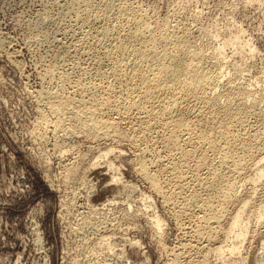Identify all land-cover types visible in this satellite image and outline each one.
I'll use <instances>...</instances> for the list:
<instances>
[{
	"label": "rangeland",
	"instance_id": "rangeland-1",
	"mask_svg": "<svg viewBox=\"0 0 264 264\" xmlns=\"http://www.w3.org/2000/svg\"><path fill=\"white\" fill-rule=\"evenodd\" d=\"M55 3H54V2ZM65 1H66V4H65ZM69 1V2H68ZM96 1H98V0H96ZM127 1V2H126ZM130 0H122L121 1V3H122V5H123V3L125 4V6H126V4H127V7H125V10L127 11H131V12H137V13H135V15H136V17L137 18H140L141 17V19L140 20H143L144 22H145V24L147 25V23L148 24H150L151 25V27L153 28H151L150 26V28L148 27V31H149V34L151 33L150 31H152V30H154L153 32L154 33H151L150 35V37H151V39H152V44L154 45V46H158V50H160L161 48H163V43H165V38L167 37V32L168 31H170L172 28L173 29H175L174 31H176V32H179V34L180 33H182L183 32V29H184V27H185V25H187L186 26V28H187V30L188 29H192L193 27H195V28H193L191 31L190 30H188V31H190V33L192 32V34H190V35H194V37H192V38H188L189 39V41L190 42H193V44L192 45H195V44H197V45H195V46H198L199 48H201L200 50L201 51H203L202 52V54L204 55V57L208 60V65L211 67V66H213L214 67V69L216 70H218L219 71V69L220 70H222V69H224V72L227 74L228 72L227 71H231L230 72V74L228 73V75H229V78H227L228 77V75H227V77L225 76V77H223L222 78V81L223 82H221L219 85H217L215 88H217V90L215 89V91H209L210 92V94L208 93V97H211L212 96V94H213V97L215 96L216 97V93H218L219 95H217V96H219V98L218 97H216L217 99H220V103H221V105L220 106H226L227 105V103L228 102H226V101H230L229 99H231V98H233V101H232V99H231V101L230 102H232V104L234 103L235 104V99H234V96H232V97H229V95H228V93H226V92H223L224 90L226 91L227 89L224 87L226 84L225 83H227V81L229 80H231V84H233V82H235V81H233V80H236L237 82H235L233 85H241L242 83H241V81L244 79V76H245V83L243 82V84L245 85H247V84H252L254 87H255V91H254V93H253V96H252V98H251V96L248 98L249 100H247V102H248V108L246 109V111H245V114H243V117H242V121H239V122H236V124L235 123H233L232 125H234L235 127H237L238 126V128H236L235 129V127L234 126H232V125H229V127H228V131H229V129L231 130V131H233V132H231L234 136H236V134H238V136H236V137H234L235 138V142L237 141V146H238V150L240 151H236L237 153H238V155H237V153H236V159H241V160H243V162H245V164H246V166H249L251 169H253V170H255L256 169V167H257V165H255V164H258L259 163V157L261 158L262 156H264V145H262L263 143H264V141L263 142H261L262 140H264V139H262L261 137H263L264 138V135L262 136L261 134H264V127H261V125H264V117L262 118V116H264V112H262V111H264V99H262V97L264 98V85L262 84V83H264V79H261L259 82L258 81H256L257 80V76H262V74H264L263 73V70H264V1L263 0H145L146 1V3H145V1H144V3L141 1V0H132V2L130 1ZM135 1V2H134ZM140 1V2H139ZM258 1V2H257ZM263 1V2H262ZM52 2V5L53 6H50L51 3ZM61 2V3H60ZM70 2H74L73 0H57V2L55 1V0H50V3L48 2V0H0V36H4V38L6 37L7 38V44H4V45H2V47L4 46V48H2V47H0V49H1V53H0V264H196V262H197V264H198V262H199V264L201 263V264H224V263H222V262H220V261H222V258L218 255V253L216 252V251H214L215 250V246L216 245H218L219 244V242L221 241V239L220 238H222L223 236L221 235H217V236H215V235H213L212 236V241H214V242H210V244H209V241H207L208 240V237H206V236H208L207 234H205V233H201V234H197V231L194 233V231L197 229V225H198V221L196 220V218H194L195 216L190 212V211H186V213L188 214L186 217H185V215H186V213L185 212H180V213H178V211L177 210H179V208H181L183 205L182 204H184V199L182 198V197H180V195H183V196H186L188 193L190 194V193H192L193 192V190L194 191H196V192H198V191H200L202 188V190L200 191L201 192V194L203 193V194H207V193H205L206 192V190H204L205 188L204 187H202L203 186V183H206V181H209V180H211V175H210V173L212 172L211 171V169L212 168H215L216 169V167H218V165L220 164V161H219V159H217V158H219V154L217 153V152H215V151H211V150H209V149H206V147H204L200 142H198V140H197V137H195V136H192V135H196V132H192V134H191V138L190 139H188L186 142V145H185V141L182 143V141L187 137V136H185V135H188V133H184V134H182L183 132H184V130H180L179 132H176V133H178L177 135H179L181 132V136H180V138H182V139H180L177 135H176V140H177V138H178V144L180 145L181 143H182V145L181 146H183V145H185V146H183V147H180V148H182L181 150H180V148H178L179 147V145L177 144V143H175V146H177V147H174V144H172V143H170L169 142V144H168V142H167V139H166V137H167V135H168V132L167 131H165V129H160V131H159V128H158V130H156L155 128H149V129H147V126H146V124H144L141 120H143V119H139V117L140 116H138L137 114H135V113H132L133 114V116H132V114L130 115V116H132V118L129 116V118H126L125 119V121L124 120H122L124 123H122V125H120V129L123 127L124 128V126H125V128H124V130H123V128L121 129V131H120V129H119V124H121V119H119L118 117H117V115H115L112 111H111V107L112 106H107V108L105 107L106 105H101L102 106V108L103 107H105V108H103L102 110L104 111V112H102V115L104 116V117H111L112 116V118L114 119V116H116V118H115V121L117 122V120L116 119H118L119 121V123H118V130H119V133L120 134H122L121 132L123 131V133H127L128 132V134H122L123 135V139H121V140H114L113 141V138H109V139H111V140H109L108 138H105V137H96V138H94L93 136L92 137H90L87 133H86V135L87 136H84L83 134H85V132L83 133L82 132V125H81V123L77 120V118H74L75 117V115H74V111L73 110H70V113L67 111L66 113L68 114H70V115H68L66 118H64L63 116L65 115H67L66 113H64V114H62V113H57V112H55L54 110H53V108L51 109V101L50 100H52V99H50L49 97H50V94H49V92H51V90H52V88H53V90H54V88H60V86H61V89H60V93L62 92V95L64 94V96H71L70 98H74V97H76V99H74V100H78L77 98H79L80 97V99H85V100H89V99H92L93 100V98H96L97 96H101V92H100V89H101V87H105L106 86V83L105 82H108V79H105L106 77H105V75H104V70H106L107 71V69L106 68H104V69H99V66H98V64L97 63H94L95 61V58H94V56H96V55H99L97 52V50H96V48H94V49H91V50H89V51H91V53L93 54V56L91 55V53H89L88 54V50L87 49H85L84 47H82V45L81 44H79L78 46H77V48H76V46H74L73 44H75L74 43V41H76V38H77V34H79V31L81 30L80 29V27H81V25H80V22L78 23L79 24V28H78V26H76V25H78V24H75V21L76 20H74V11H70V10H75L76 8H77V6L76 7H74V6H72V5H74V3L72 4V3H70ZM119 2V1H118ZM129 2V3H128ZM148 2V3H147ZM256 2V3H255ZM261 2V3H260ZM40 3V4H39ZM48 4V6L46 5V4ZM64 3V4H63ZM67 3H68V5H67ZM133 3V5H132V7L131 6H128V5H131ZM137 3H138V7H137ZM141 3V4H140ZM149 3H151V5L149 4ZM45 5V7L43 8V7H41L42 5ZM56 4V5H55ZM61 6H60V5ZM63 4V5H62ZM136 4V5H135ZM142 6L141 8H139V6L140 5ZM146 4H148V6L146 5ZM154 6H153V5ZM70 5V6H69ZM144 5V6H143ZM55 6V7H54ZM57 6V7H56ZM63 6V8H62V10H64V11H62L61 10V7ZM69 6V7H68ZM149 8V9H147V7ZM152 6V7H151ZM41 7V8H40ZM52 7H54L55 9H53ZM59 7V8H58ZM65 7H66V9H65ZM67 7L69 8V10L67 11ZM73 7V9H71ZM124 7V6H123ZM129 7V8H128ZM134 7V8H133ZM138 9H137V8ZM46 8H48L47 9V12H48V14L47 15H45L47 12H46ZM132 8V9H131ZM143 8V9H142ZM144 8H146L145 10H144ZM153 8H156V11H158L159 13H158V15L156 16L155 15V10L153 9ZM42 9V10H41ZM52 9V10H51ZM60 9V11H58ZM134 9H136V11H134ZM153 9V10H152ZM39 10V11H38ZM50 10V11H49ZM125 10H123L122 12H123V14H124V12L126 13V11ZM138 10V11H137ZM143 10V11H142ZM42 11H44V12H42ZM67 11V12H66ZM71 13H70V12ZM140 11H142L141 13H140ZM148 11V12H147ZM152 11L154 12V15H153V13H152ZM42 12V13H41ZM64 13V15H63V13ZM122 12L120 13V14H118L117 15V17H115V16H113L114 14H112L111 15V20H109V22H110V24H112V25H120L121 23L123 24V23H125L126 21L124 20V15H122ZM140 14H139V13ZM144 12L146 13L147 12V14H145L144 15ZM40 13H41V15H40ZM53 13V15H51ZM57 13V14H56ZM60 13V14H59ZM62 13V14H61ZM65 13H67V14H72L71 16L69 15H65ZM152 13V14H151ZM197 13V14H196ZM43 14V15H42ZM55 14V15H54ZM138 14V15H137ZM148 14H151L150 16L148 15ZM156 14H157V12H156ZM160 14V15H159ZM164 16H163V15ZM180 14H182L181 16H179ZM195 14V15H194ZM32 15V16H31ZM37 15V16H36ZM48 15H50V16H48ZM61 16V18L60 17H58V16ZM62 15H63V17H62ZM120 15L122 16V17H120ZM147 15V16H146ZM162 15V16H161ZM183 15H185V16H183ZM194 17H193V16ZM30 16V17H29ZM34 16V17H33ZM45 16V17H44ZM66 16H68V17H66ZM74 16V17H73ZM119 16V17H118ZM145 16H146V18H145ZM152 16H154L153 18H152ZM166 16H168V17H166ZM175 16H178V17H175ZM192 17V18H189V17ZM197 16V17H196ZM38 19H37V18ZM116 19H115V18ZM150 19H149V18ZM156 17V18H155ZM157 17H158V20H157ZM163 17H166V18H169V19H164ZM182 17H183V19H182ZM188 17V18H187ZM33 18V19H32ZM51 18V20H49V19ZM57 18V19H56ZM63 18V19H62ZM68 18V19H67ZM71 18V19H70ZM113 18H114V20H113ZM119 18V19H118ZM121 18H123V19H121ZM152 18V19H151ZM155 18V19H154ZM160 18H162L161 20H160ZM174 18V19H173ZM178 18H180V19H182V20H180V21H182L183 22V24H181V22L178 20ZM195 18H197L196 20H195ZM26 21H25V20ZM27 19H28V22H27ZM30 19V20H29ZM46 19H48V20H46ZM55 19H56V21H55ZM62 19V20H61ZM67 19V20H66ZM74 21H73V20ZM121 19V20H120ZM149 21H148V20ZM171 19V20H170ZM172 19H173V21H172ZM187 19V20H186ZM193 19V20H192ZM31 20H34V21H32L31 22ZM39 20H40V22H41V20L42 21H44V22H39ZM64 20H65V22H64ZM117 20H120V21H117ZM124 22H123V21ZM156 20H157V22H156ZM160 20V21H159ZM162 20H164V22H167L168 23V21L170 20V22H171V24H165V23H163V24H165V25H167V27L166 26H164V25H162ZM166 20V21H165ZM184 20V21H183ZM189 20V21H188ZM198 20V21H197ZM25 21V22H24ZM49 22V23H45V22ZM51 21H52V23H51ZM113 21H114V23H113ZM148 21V22H147ZM155 21V25L156 26H162V28H163V26H164V28L166 29V28H168V31H165L164 30V28L162 29L161 27L159 28V27H156L155 25H153V22ZM186 21V22H185ZM193 21H194V23H193ZM34 22V23H33ZM35 22H36V24H35ZM61 22V23H60ZM66 22H67V25H66ZM117 22V23H116ZM152 22V23H151ZM179 22V23H178ZM185 22V23H184ZM188 22L190 23V24H188ZM27 23L29 24V23H31V24H29L28 25V27L30 26V28H28L27 27ZM39 23V24H38ZM54 23H55V25H54ZM73 23V24H72ZM160 23H161V25H160ZM195 24V25H193V24ZM41 24V25H40ZM45 24V25H44ZM51 25V27H49V25ZM59 24V25H58ZM71 24H72V26H71ZM154 27H153V26ZM169 25V26H168ZM172 25H173V27H172ZM175 25V26H174ZM178 25V26H177ZM180 25V26H179ZM193 25V26H192ZM198 25H200V27H201V30H199L200 29V27H198ZM36 26H38L37 28H36ZM52 26H55V27H53V29L55 28V29H57V30H55L54 29V31H53V29H52ZM59 26V27H58ZM61 26V27H60ZM63 26H66V27H63ZM69 26H71L72 27V29L73 30H75V31H72V30H70L71 29V27H69ZM75 26V27H74ZM177 26V27H176ZM182 26H183V29H182ZM192 26V27H191ZM240 26H241V28H240ZM58 27V28H57ZM68 27V32L66 31V28ZM76 27L78 28V29H76ZM155 27H156V31H155ZM171 29H170V28ZM175 27V28H174ZM197 27H198V29H197ZM243 27V28H242ZM42 28V29H41ZM159 28V29H158ZM177 28H181L180 30L179 29H177ZM185 28V29H186ZM240 30H239V29ZM29 29V30H28ZM30 29H31V32H30ZM33 29V30H32ZM59 29V30H58ZM63 29V30H62ZM64 29H65V31H64ZM80 29V30H79ZM157 29L159 30V31H157ZM172 29V30H173ZM243 29H245V30H243ZM37 30H39V31H37ZM42 30V31H41ZM46 32H45V31ZM48 30H49V33H48V36H45V35H47V32H48ZM51 30V31H50ZM76 30L78 31V32H76ZM164 30V31H163ZM167 30V29H166ZM197 32H196V31ZM202 30H205V31H202ZM237 30H238V32H240L241 30H242V32H240V36L242 37H240V39H239V41L236 43L235 41V43H232L233 42V38H234V35L236 34H239L238 32H237ZM59 31V33L61 32V34H59V33H57L56 34V32H58ZM160 31H162L161 33H158V32H160ZM246 31V33L244 34V32ZM36 32V33H35ZM37 32H38V35H37ZM40 32V33H39ZM43 32V33H42ZM66 32V34H64ZM69 32H70V34H69ZM77 34H76V33ZM171 32V31H170ZM169 32V33H170ZM194 32V33H193ZM201 32V33H200ZM206 34H208L209 36H207V34L206 35H204V33ZM209 32V33H208ZM234 32V33H233ZM41 33L42 34H44V35H41ZM74 33V34H73ZM165 33V34H164ZM197 33V34H196ZM201 34V36H199L200 34ZM212 34V36H210L211 34ZM7 34V35H6ZM40 34V35H39ZM49 34H54L53 36L54 37H52L51 35L49 36ZM72 34L74 35V36H72ZM152 34H154V36L152 35ZM157 34V35H156ZM161 34H162V36L164 37V35H165V38H163V37H161ZM167 34V35H166ZM203 34V35H202ZM233 34V35H232ZM242 34V35H241ZM244 34V35H243ZM248 35V36H245V35ZM55 35H57L56 36V38H55ZM77 35V36H76ZM159 35V36H158ZM214 35V36H213ZM228 35V36H227ZM233 37H232V36ZM9 36H11V37H9ZM31 36V37H30ZM33 36H36V38L34 39V37ZM69 36V37H68ZM158 36V37H157ZM196 36V37H195ZM197 36H199V37H197ZM204 38H203V37ZM205 36H206V38H205ZM244 36V37H243ZM30 37V38H29ZM39 39H38V38ZM45 37V38H44ZM46 37H47V40H46ZM50 39H49V38ZM60 38L61 39V37H62V39H66V41H64V40H56L57 38ZM64 37V38H63ZM72 37H73V39L74 40H72ZM75 37V38H74ZM157 38V41H156V38ZM159 37H161V40H159L158 41V38ZM189 37H191V36H189ZM201 37L203 38V39H201ZM214 37V38H213ZM230 37V38H229ZM231 37H232V41L230 40L231 39ZM5 38V39H6ZM44 38V39H43ZM68 38V39H67ZM193 38H194V40H193ZM198 38H199V40H198ZM215 38H217V39H215ZM226 38V39H225ZM228 38V39H227ZM246 38V39H245ZM247 38H250V39H248L247 40ZM8 39H9V41H8ZM30 39V40H29ZM33 39V40H32ZM42 39V40H41ZM54 39V40H53ZM160 39V38H159ZM191 39H192V41H191ZM197 39V40H196ZM202 41H201V40ZM206 40L207 42H209L208 40H210V43H212V45H213V42L215 43L213 46L209 43V46L211 47V49L213 50L214 48L215 49H217L218 48V53H217V51H215V50H213L212 52H210L211 51V49L210 50H208V43L207 42H205V44L203 43V40ZM242 39H245V40H242ZM15 40V41H14ZM38 40V41H37ZM39 40H40V42L41 41H44V42H41V43H39ZM71 40V41H70ZM204 40V41H205ZM225 40V43L223 42ZM227 40V41H226ZM240 40H242L241 42H240ZM24 41H25V45H24ZM32 43V44H30V42ZM48 41H49V44H48ZM64 41V42H63ZM198 41H200L201 43H202V45L204 46H207V47H203L201 44H200V42L198 43ZM217 41H219V43L217 42ZM249 43H248V42ZM14 42V43H13ZM26 42H27V44H26ZM47 42V43H46ZM53 44H52V43ZM68 42H69V44H68ZM71 42V43H70ZM156 42V43H155ZM159 42V43H158ZM195 42V43H194ZM217 42V43H216ZM221 42L222 43H224L223 44V47L221 46L222 44H221ZM228 42V43H227ZM231 44H230V43ZM252 42V43H251ZM37 43V44H36ZM56 43V44H55ZM64 43V45L62 46V44ZM227 43V44H226ZM246 43V44H245ZM11 44V45H10ZM36 44V45H35ZM59 44H61V45H59ZM151 44V45H152ZM159 44H161V46L159 45ZM207 44V45H206ZM221 46V48H220V46ZM229 44V45H228ZM239 44V45H238ZM242 44L244 45V46H242ZM249 44V45H248ZM252 44V45H251ZM9 45V46H8ZM28 45H30V47L28 46ZM35 45V46H34ZM38 45V47H36ZM47 45V46H46ZM49 45L51 46V47H49ZM55 45V46H54ZM57 45V46H56ZM70 45V46H69ZM81 45V46H80ZM237 47H236V46ZM246 45H247V47H246ZM253 46V45H256V46H253V48L255 47L256 48V50H254V53H250V54H248L249 52H248V50L246 49L245 50V48H248L249 46ZM43 46V47H42ZM46 46V47H45ZM52 46H54L53 48H52ZM58 46H59V49H57L58 48ZM68 46V47H67ZM71 46H72V48H71ZM79 46H80V48H79ZM83 46H85V45H83ZM157 46H156V48H157ZM160 46V47H159ZM202 46V47H201ZM225 46H226V48H225ZM26 47V48H25ZM28 47V48H27ZM45 47V48H44ZM48 47V48H47ZM57 47V48H56ZM62 49H61V48ZM66 49H65V48ZM71 49H70V48ZM209 47V48H210ZM238 47H239V49H238ZM240 47H242L241 49V51H240ZM30 48H32V49H30ZM35 48V49H34ZM52 50H50V49ZM56 48V49H55ZM82 48V49H81ZM160 48V49H159ZM204 48V49H203ZM36 49H38V50H36ZM39 49H40V51H39ZM45 49V51H43ZM62 51H61V50ZM64 49V50H63ZM73 49V50H72ZM75 49H76V51L77 52H75ZM79 49V50H78ZM203 49V50H202ZM5 50V51H4ZM13 50V52L15 53V55H14V53L13 52H11ZM14 50H16V51H14ZM31 50V53L29 52ZM37 52H36V51ZM47 50H49V51H47ZM57 50V51H56ZM58 50H60V52L58 51ZM81 50H82V52H81ZM85 50H87V51H85ZM93 50V51H92ZM162 50V49H161ZM222 50V51H221ZM226 52V53H223V56L221 57V56H219V54L221 55V53L222 52H224V51ZM237 50H239V52L237 51ZM244 50H245V52H244ZM9 51V52H8ZM20 52V54H18L19 52ZM66 53H64V52ZM68 51V52H67ZM85 51V52H84ZM214 51H215V54H213L214 53ZM219 51H220V53H219ZM17 52V53H16ZM53 52V53H52ZM59 52V53H58ZM70 52H73V54L72 53H70ZM75 52V53H74ZM87 52V53H86ZM206 52V53H205ZM210 52V53H209ZM247 52V53H246ZM7 53V54H6ZM9 53V54H8ZM11 53V54H10ZM37 53V54H36ZM38 53H39V55H38ZM41 53V54H40ZM44 53V54H43ZM46 53V54H45ZM48 53H49V55H48ZM58 53V54H57ZM60 53H63V54H65V55H63V54H60ZM68 53V54H67ZM211 53H212V58H211ZM228 53V54H227ZM244 53V54H243ZM246 53V54H245ZM33 54V55H32ZM36 54V55H35ZM59 55V56H61L62 58L64 57L65 59L63 60L61 57H58V56H55V55ZM76 55V57H75V55ZM80 54V55H79ZM233 55V57L231 56V55ZM238 54V55H237ZM239 54H241L240 56H239ZM251 54H253V55H251ZM5 55V56H4ZM8 55V56H7ZM9 55H11L10 56V58H9ZM17 55V56H16ZM35 55V56H34ZM45 55V56H44ZM48 55V56H47ZM71 57H69V56ZM79 55V56H78ZM225 55H227L228 57V59L226 58V56ZM243 55V56H242ZM15 56V57H14ZM36 56H38V57H36ZM40 56H41V58H40ZM44 56V57H43ZM76 58H74V57ZM78 56V57H77ZM81 56V57H80ZM84 56H85V58L87 59V60H85V58H84ZM88 56V57H87ZM93 57V58H91V57ZM210 56V57H209ZM216 56H217V58H216ZM242 56V57H241ZM8 57V58H7ZM12 57V58H11ZM35 57L37 58V59H35ZM91 58V60H90V58ZM208 57H209V59H208ZM215 57V58H214ZM234 57H235V60H236V62H235V60H234ZM240 57V58H239ZM39 58H40V60H39ZM43 58H44V60H43ZM57 58V59H56ZM58 58H59V60H58ZM61 58V59H60ZM68 58V59H67ZM70 58V59H69ZM81 58V59H80ZM211 58V59H210ZM214 58V59H213ZM222 58H223V61L225 62L226 61V63H224L223 61H220V60H222ZM224 58H225V60H224ZM233 58V59H232ZM244 59L243 61H242V59ZM13 59H15V61L13 60ZM53 61H52V60ZM74 59V60H73ZM215 59H216V61H215ZM219 59V60H218ZM232 59V60H231ZM10 60H12V63H11V61ZM20 62H19V61ZM36 60V61H35ZM38 60V61H37ZM43 60V61H42ZM51 62H50V61ZM63 60V61H62ZM67 60H70L71 62L72 61H75V63L73 62V63H70V61H67ZM76 60L77 61H79V63L78 62H76ZM85 61L84 63L86 64V65H88V66H90V67H88V66H85V64L83 63V61ZM212 60H214V61H212ZM242 61L240 64H239V61ZM56 61H58V62H56ZM64 62V65L62 64V66L63 67H67L68 69H64V71H63V67L60 65L62 62ZM68 63H67V62ZM86 61H90V62H88V64L86 63ZM94 61V62H93ZM218 61V62H217ZM220 61V62H219ZM229 63H228V62ZM238 61V62H237ZM14 62H15V64H14ZM23 64H22V63ZM45 62V63H44ZM61 62V63H60ZM80 62H82V63H80ZM92 62V63H91ZM244 62H245V65L246 66H244ZM16 63L19 65V67L21 68V65H22V67L23 68H18L17 69V67H18V65L16 66ZM21 63V64H20ZM43 65H41V64ZM44 63V64H43ZM48 63H50V65L48 64ZM53 63H57V64H55V65H53ZM58 63H60V64H58ZM67 63V64H66ZM216 63V64H215ZM219 65H218V64ZM223 63L224 64H226V65H223ZM230 63H234V64H232V65H236V68H238L237 70H239V71H237V73H241L242 72V70L245 72V70H246V68H247V71H248V69H249V72H245L244 74H243V72H242V74H240V75H238L239 76V79H238V77H236V76H234V75H232L233 74V71H236L235 69L233 70L232 68V65L230 64ZM238 63V64H237ZM35 64V65H34ZM37 64H39V65H37ZM46 64H48V65H46ZM77 64L79 65V66H77ZM90 64V65H89ZM243 64V65H242ZM24 65V66H23ZM53 65V66H52ZM58 67H57V66ZM68 65H69V67H68ZM72 65H76L75 66V68H74V66H73V68H72ZM80 65H81V67H80ZM97 66V68H95L94 66ZM217 66L218 65V68L217 67H215V66ZM221 65H223L224 67L226 66V69H227V67H228V69H227V71L225 70V68L223 67V66H221ZM238 65V66H237ZM15 66V67H14ZM38 66V67H37ZM42 66V67H41ZM49 66H50V68H49ZM219 66H221V67H219ZM239 66H241L242 67V69H241V67H239ZM250 66H254V67H251L250 68ZM256 66V67H255ZM24 67H26V68H24ZM57 68V69H53V68ZM94 67V68H93ZM232 67V68H231ZM246 67V68H245ZM45 68V69H44ZM52 68V72H54L53 70H55V72L52 74V72H51V69ZM81 68V69H80ZM86 68H88V70L86 69ZM91 68V69H90ZM244 68H245V70H244ZM258 68L260 69V68H262L261 70H258ZM25 69V70H24ZM80 69V70H79ZM85 69V70H84ZM94 69V70H93ZM96 69L97 70H99L98 72H94V71H96ZM258 71H256V70ZM20 70V71H19ZM24 70V71H23ZM36 70V71H35ZM39 70V71H38ZM41 70V71H40ZM50 70V71H49ZM60 70H61V72H60ZM66 70V71H65ZM74 70H75V73H74ZM82 70V72H80L81 74H79V71H81ZM87 70V71H86ZM91 70V71H90ZM103 70V73L102 72H100V71H102ZM253 72H252V71ZM37 71H38V74H37ZM62 71H63V73H66V72H68V73H66V74H62ZM71 73H70V72ZM84 71H86V73H87V75L84 73ZM223 71V70H222ZM260 71V72H259ZM40 72H41V74H40ZM46 72V73H45ZM47 72H48V74H51V75H49L48 76V74H47ZM78 72V73H77ZM91 74H90V73ZM251 72V73H250ZM21 73V74H20ZM25 73V74H24ZM57 74V75H54V74ZM58 73H60V74H58ZM72 73H73V75H72ZM83 73V74H82ZM232 73V74H231ZM256 74V76H255V74ZM262 73V74H261ZM28 74V75H27ZM47 76H46V75ZM71 74V75H70ZM78 76H76V75ZM93 74V75H92ZM94 74H95V76H94ZM100 74H103V75H101L100 76ZM246 74H247V76L248 77H246ZM251 74L253 75V76H251ZM21 75V76H20ZM23 75V76H22ZM26 75V76H25ZM45 75V77H43ZM61 75H64V76H61ZM70 75V76H69ZM75 75V76H74ZM84 75V76H83ZM91 75V76H90ZM98 75V76H97ZM242 75H243V77H242ZM40 76H41V78H40ZM53 76H57V77H53ZM60 76H61V78H60ZM66 76V77H65ZM67 76H69L68 78H67ZM71 76H72V78H71ZM80 76H82V78L80 77ZM86 76V77H85ZM90 76V77H89ZM93 76V77H92ZM234 76V78L232 79V77ZM240 76H241V78H240ZM52 77H53V79H52ZM59 77V78H58ZM64 77V78H63ZM76 77V78H75ZM99 77V78H98ZM103 77V79H101ZM231 77V78H230ZM252 77V78H251ZM256 79H254V78ZM45 78V79H44ZM51 78V79H50ZM54 78H57V79H59V82L57 81L56 82V80L57 79H54ZM77 78H79L80 80L81 79H83L81 82H80V80L79 79H77ZM96 78H98V79H96ZM225 78V79H224ZM227 78V79H226ZM236 78V79H235ZM250 78H251V80L252 79H254V80H252V82L250 81ZM263 78H264V75H263ZM50 79V81H47V80H49ZM63 79V80H62ZM70 79H72V80H70ZM85 79V80H84ZM91 79H92V82H91ZM96 79V80H95ZM246 79H247V81H246ZM249 79V80H248ZM40 80V81H39ZM46 80V81H45ZM65 80V81H64ZM93 80H95V82L93 81ZM102 82H101V81ZM106 80V81H105ZM240 81V83H239V81ZM44 81V82H43ZM53 81V82H52ZM60 81H63L62 83H60ZM70 82V81H72L71 83H68V82ZM77 81H78V83H77ZM97 81V82H96ZM98 81H100V82H98ZM244 81V80H243ZM255 81V82H254ZM42 82V83H41ZM50 82V83H49ZM66 82V83H65ZM74 82V83H73ZM86 84H85V83ZM96 83L95 85H94V83ZM254 82V83H253ZM45 83V84H44ZM76 83H77V85L78 86H80V88L76 85ZM83 83H84V85H87V87H86V89H85V86L83 85ZM89 83V84H88ZM91 83V84H90ZM100 83V85L98 86V84ZM224 83V84H223ZM237 83V84H236ZM256 83H259V84H262V85H257ZM42 84V85H41ZM53 84V85H52ZM57 84V85H56ZM59 84H60V86H59ZM65 84H67V85H65ZM72 84H75V85H71ZM80 84V85H79ZM82 84V85H81ZM47 85H48V87H49V89L50 90H48V88H47ZM50 85V86H49ZM89 85V86H88ZM90 85H91V88H90ZM104 85V86H103ZM223 85V86H222ZM251 85V86H252ZM43 86V87H42ZM51 86H54V87H51ZM66 86V87H65ZM71 86V87H70ZM79 88H77V87ZM84 86V87H83ZM97 86L99 87V88H97ZM219 86V87H218ZM252 86V87H253ZM263 86V87H262ZM62 87H65V89L64 88H62ZM68 87V88H67ZM81 87H83V89L81 88ZM89 87V88H88ZM221 87V88H220ZM224 88V90H223V88ZM253 87V88H254ZM258 87V88H257ZM261 87V89L263 90H261V89H259ZM46 88H47V91H46ZM98 89V91H96L97 89ZM219 88H220V90H219ZM26 89H27V91H26ZM38 89H40V91L38 90ZM62 89L63 90H66L65 92L64 91H62ZM70 89V90H69ZM84 89L87 91V93H84V95H83V92H84ZM89 91H88V90ZM95 89V90H94ZM258 89V90H257ZM29 90V91H28ZM37 90V91H36ZM42 90V91H41ZM75 92H74V91ZM80 90V91H79ZM223 90V91H222ZM259 90H261L262 92H259ZM32 91V93L34 94V96L36 95H38L40 92L42 93H40V95H42L43 96V100L41 99V97L42 96H40V95H38V97L36 98V96L34 97L33 96V94L31 93V94H29L30 92ZM34 91H36V92H34ZM67 91H68V93H67ZM71 91H73V92H71ZM83 91V92H82ZM85 91V92H86ZM94 91V92H93ZM219 91V92H218ZM27 92V93H26ZM81 92V93H80ZM98 92H100V93H98ZM212 92H214V93H212ZM222 92H223V94H222ZM257 92V93H256ZM75 93V94H74ZM79 93L82 95H79ZM96 93H97V95H96ZM224 93H225V95H224ZM258 94V96L256 95V94ZM259 93H260V96H259ZM29 95V97H28V95ZM67 94V95H66ZM75 96H74V95ZM87 94V95H86ZM89 94H91L90 95V97H89ZM99 94V95H98ZM220 94H221V96H220ZM227 94V95H226ZM255 94V95H254ZM27 95V96H26ZM77 95V96H76ZM94 95V96H93ZM95 95H96V97H95ZM262 95V96H261ZM40 96V97H39ZM46 96H47V99H46ZM73 96V97H72ZM229 97V99L228 100H226L225 101V99L224 98H228ZM256 96H257V98H259V99H257L256 98ZM31 97V98H30ZM33 97V98H32ZM82 97V98H81ZM86 97H88V98H86ZM260 97H261V101H260V103H259V100H260ZM27 98V99H26ZM98 98H100V97H97L96 99H94V101H92V100H89L90 102H95V100H97ZM113 98V100H114V104L118 101V100H120V98L119 97H112ZM222 98H223V100H222ZM38 99V101H36V100ZM46 99V100H45ZM254 99H256V100H254ZM41 100V101H40ZM48 100V101H47ZM40 101V102H39ZM223 101H225V103L223 102V104H222V102ZM253 101V102H252ZM255 101V102H254ZM32 102H33V104H32ZM41 102H43V103H41ZM48 102V103H47ZM194 102V103H193ZM218 102V103H219ZM257 102V105H255L254 103H256ZM41 103V104H40ZM47 103V104H46ZM50 103V105H48ZM112 103H113V101L111 102V105H112ZM192 103H193V105H195L194 107L192 106V105H190L189 106V108H187V109H185L184 111H186L185 113H184V111H183V115L185 116V118H186V116H187V118H189L190 117V120H194V113L196 114V112L198 111V108H201V111H202V109H203V111H204V114H203V111L202 112H199V114H198V117H200V118H198V119H200L201 121H208V119H209V117L211 118V117H213L214 119H215V122H216V124L217 125H221V124H223V123H225L224 121L226 120V119H221V117L222 118H226L225 116H224V113L222 114V110H221V112H219L218 111V109L215 111L214 110V108L212 109H210L209 111H207V109H209L210 107H207L206 108V106L204 105V104H202V103H200L199 104V106L200 107H198V101H192ZM191 103V104H192ZM196 103V104H195ZM252 103V104H251ZM261 104L260 106H262V108L260 107V106H258L259 104ZM37 104H38V106H37ZM226 104V105H225ZM233 104V105H234ZM35 105H36V107H35ZM197 105V106H196ZM202 105V106H201ZM203 105L205 106V107H203ZM250 105H251V107H250ZM40 106H42V108L40 107ZM44 106V107H43ZM48 106V107H47ZM255 106V107H254ZM256 106H258V107H256ZM191 107H193L192 109H191ZM249 107H250V109L252 110V108H253V110H257V113H256V110L255 111H251V110H249ZM41 110H39V109ZM46 108V109H45ZM48 108V109H47ZM50 108V109H49ZM110 108V109H109ZM206 108V109H205ZM258 108V109H257ZM41 112H39V111ZM46 110V111H45ZM192 110H194V111H196V112H194V111H192ZM200 110V109H199ZM247 110H249L248 112L250 113V112H252V113H248L247 112ZM262 110V111H261ZM39 113H38V112ZM48 111H51V113L50 112H48ZM114 115H112L110 112ZM207 111V113H211V114H207V113H205ZM260 113H259V112ZM43 112V113H42ZM45 112H46V116H47V118L48 117H50V115H51V117L50 118H48V119H45L46 118V116L44 115L45 114ZM48 112V113H47ZM73 114H72V113ZM107 112H109L108 114H107ZM215 113V115L214 116H212V114H214ZM217 112H219V113H217ZM54 113H57V114H54ZM106 113V114H105ZM189 113V114H188ZM192 113V114H191ZM248 115H247V114ZM41 114V115H40ZM55 115V117H54V115ZM109 114H110V116H109ZM203 114V115H202ZM219 114V115H218ZM221 114V115H220ZM254 114V116H252V115ZM256 114V115H255ZM258 114V115H257ZM260 114H261V116H260ZM263 114V115H262ZM36 115V116H35ZM56 115H57V118L60 116V118L62 119L61 120V122H62V128H64V127H66V128H64V129H62L61 127H58L57 128V126L55 125L56 124V121L57 120H60V118H58V119H56ZM63 115V116H62ZM145 114H143V116H142V114H141V117L140 118H144V119H146L145 118V116H144ZM223 115V116H222ZM244 115H246V116H244ZM70 116V117H69ZM71 116H73V117H71ZM137 117V118H133V117ZM204 118H206V119H204ZM217 116H218V118L220 119H218L217 118ZM219 116H221V117H219ZM258 116V117H257ZM39 117H41V119H39ZM45 117V118H44ZM247 117V118H246ZM251 117V118H250ZM44 118V119H43ZM69 118V119H68ZM73 118V119H72ZM132 120H131V119ZM249 118V119H248ZM256 119V118H258L260 121H258V119H256V120H253V119ZM36 119H38V120H36ZM50 119V120H49ZM52 119H55L54 120V122L52 123L51 121H53ZM63 119H65V121L63 120ZM74 119H76L75 120V123H77V124H75V123H73L74 122ZM129 119V120H128ZM217 119V120H216ZM245 119V120H244ZM247 119V120H246ZM254 121H252V120ZM45 120V121H44ZM73 121V122H70L71 123V125H69L70 123H69V121ZM130 120H131V122H130ZM137 121L138 120V122H136L137 123V125L139 126H136V123H135V121ZM196 120V119H195ZM219 120V121H218ZM222 120V121H221ZM224 120V121H223ZM250 121V123H247V122H249ZM37 121V122H36ZM66 121H68V122H66ZM128 121H129V124H128ZM142 122V125H143V127H141L142 125H141V123L140 122ZM221 121V122H220ZM246 121V122H245ZM256 121V122H255ZM263 121V122H262ZM31 122H36L35 124H36V127H34V128H32L35 124H33V123H31ZM52 123V124H50V125H48L47 126V124H49V123ZM64 122V123H63ZM134 122V124H132ZM243 122V123H242ZM260 124H258V123ZM40 125H39V124ZM41 123H44V124H41ZM45 123H47V124H45ZM65 123H67V124H65ZM247 123V124H246ZM252 123V124H251ZM254 123V124H253ZM261 123H263V124H261ZM63 124H65V125H63ZM79 124V125H78ZM128 124V125H127ZM132 124V125H131ZM254 125V126H256L257 124H258V126H256L257 128L255 129V127L254 126H251V125ZM44 125L45 126H47L48 127V129H47V127L46 128H44ZM53 125V126H52ZM69 125V126H68ZM77 125V126H76ZM128 127H127V126ZM145 125V126H144ZM248 125H249V127H248ZM39 126H41V127H39ZM43 126V127H42ZM54 126H55V128L57 129H54V131H53V128H54ZM67 126H68V129H69V131L71 132V135L68 133V130H67ZM75 126H76V128H75ZM131 126L133 127V129L135 128V127H137V128H142L141 130L140 129H137V128H135L134 130L131 128ZM242 126V127H241ZM39 127V128H38ZM70 127L72 128V127H74V131H72L73 129H70ZM79 127V128H78ZM233 129H232V128ZM241 127V128H240ZM247 128V130L245 129V128ZM258 127H259V129H258ZM42 128V129H41ZM44 128V129H43ZM240 128V129H239ZM249 128V129H248ZM250 128H251V130H250ZM255 129V132L253 133V130ZM30 129V130H29ZM32 129H34V130H32ZM36 129H38V130H36ZM40 129H41V131H40ZM61 129V130H60ZM76 129H77V131H76ZM80 129H82V130H80ZM125 129H127V131L125 130ZM129 129H130V131H129ZM137 129V130H136ZM143 129H145V130H143ZM253 129V130H252ZM59 130V131H58ZM64 130H66V132L64 131ZM131 130H132V132H133V134H134V132L136 131V133L133 135V134H131ZM142 131V132H140V131ZM147 130H148V135L147 134H144V132L143 131H146L145 133H147ZM150 130V131H149ZM234 130L236 131V133H234ZM238 130H239V132H238ZM240 130H241V132H240ZM243 130V131H242ZM245 130V131H244ZM28 131V132H27ZM31 131H33V132H31ZM38 131H40L41 133H43L42 135H41V133L40 132H38ZM46 131V132H45ZM48 131V132H47ZM61 131H62V134H61ZM63 131H64V134L66 135L67 133V135L69 136L70 135V137H68L69 139L68 140H66V138H67V135L64 137V135H63ZM138 131V132H137ZM154 131V132H153ZM162 131V132H161ZM252 131V133L253 134H255V135H251L252 133H250ZM31 132V134L30 135H32L34 138V140L32 139V137L28 134V133H30ZM54 132V133H53ZM58 132V133H57ZM59 132H60V134H59ZM72 132H74V133H72ZM83 133V134H81V133ZM130 132V133H129ZM140 132V133H139ZM149 132L151 133H153L154 135H158V136H154L152 133V135L151 134H149ZM163 132H165V133H163ZM186 132V131H185ZM238 132V133H237ZM258 132H259V134H258ZM47 133V134H46ZM52 133H53V135H55V134H57V135H55V136H53L52 135ZM77 135H76V134ZM78 133H80L79 135H78ZM142 133V134H141ZM156 133H158V134H156ZM160 133V134H159ZM239 133H240V135H239ZM245 133H247L246 135H245ZM36 134V135H35ZM39 134V135H38ZM131 134V137L129 136ZM242 134H243V136H242ZM63 137H62V136ZM127 135V136H126ZM133 135V136H132ZM136 135H138V137L139 138H141V137H143L141 140H142V142H144V143H142V142H140L139 144H140V148H137V149H139L140 151L142 150V148H141V145L142 144H144V146L142 145V147H143V150L145 151V149H147L146 151V153L143 151L142 153L144 154V156L142 155V157H143V159L145 158V160H146V162H148L147 163V165H150V162H151V165L150 166H148V167H150L149 168V170H150V172L152 173V175L153 176H155V177H158L157 179H158V181H160L159 182V186H160V190H161V186H162V188H163V190L161 191V193H158V194H160V196L159 195H157V193H155L150 187H149V184H148V182L146 181V179L145 178H141V176L136 172V163H135V161L138 159V157H137V151H135L136 150V148H132V145H131V142H130V140H127V139H131V138H133L134 136H136ZM139 135H142V136H139ZM161 135H164L163 137H165L164 138V140H166V141H164V140H162V136ZM250 135V136H249ZM40 136H42L41 138L42 139H40L39 137ZM73 136V137H72ZM76 137V139H75V137ZM146 136H148V138L146 137ZM150 136H152V137H150ZM184 136V137H183ZM252 136V137H251ZM28 137V138H27ZM54 137V138H53ZM85 137H86V139H85ZM125 137L127 138L126 140H125ZM130 137V138H129ZM160 139H159V138ZM240 138V141H239V138ZM245 137V138H244ZM256 138V140H255V138ZM257 137H259V138H257ZM29 138H30V140H29ZM37 140H36V139ZM45 138V139H44ZM47 138V139H46ZM59 138V139H58ZM73 138V139H72ZM83 138V139H82ZM102 138L105 140H102ZM146 138V139H145ZM156 138V139H155ZM184 138V139H183ZM247 138V139H246ZM250 138V139H249ZM254 138V139H253ZM51 139V140H50ZM82 139V140H81ZM90 139H94V140H90ZM100 139V140H99ZM108 139V140H107ZM147 140V141H149V142H145V140ZM153 139V140H152ZM194 139V140H193ZM197 141H196V140ZM238 139V140H237ZM241 139H242V141H241ZM246 139V140H245ZM252 139V140H251ZM259 139H261V141H259ZM39 140H41V141H39ZM44 140H46L47 141V143L44 141ZM55 140H56V142H55ZM62 140H64L65 141V143L67 142L68 144H69V146H67L68 144L66 143V146H64V145H62L63 143H64V141L61 143L60 141H62ZM78 140V141H77ZM84 140V141H83ZM87 140V141H86ZM90 142H89V141ZM98 140V141H97ZM103 141V144L101 145V142ZM125 140V141H124ZM140 140V141H141ZM151 140V141H150ZM157 140V141H156ZM162 140V141H161ZM190 140H192L193 142H196V143H193V142H191ZM243 140H245V141H243ZM254 140V141H253ZM54 143H53V142ZM95 141V142H94ZM100 141V142H99ZM109 143H108V142ZM129 141V142H128ZM153 141V142H152ZM155 141L156 142H159L158 144L157 143H155ZM246 141H248L247 142V145H246ZM249 141L251 142H253V144H251V143H249ZM34 142V143H33ZM35 142H36V144H35ZM38 142H40V143H38ZM41 142H43L42 144H41ZM50 142V143H49ZM60 142V143H59ZM70 142L72 143L73 142V144H75L76 142H78V144L76 143L74 146L72 145V147L70 146ZM79 142H81L80 144H79ZM89 142V143H88ZM97 142H99V143H97ZM104 142H106V143H104ZM111 142H113V143H111ZM128 142V144H125V143H127ZM161 142L163 143V145L161 146ZM165 142H166V144H165ZM189 142H190V144H189ZM240 142V143H239ZM242 142V143H241ZM244 142H245V144H244ZM258 142H260V143H258ZM50 145H49V144ZM92 143V144H91ZM108 143V144H107ZM116 143V144H115ZM119 143V144H118ZM121 143H124V145L123 144H121ZM153 143V144H152ZM192 143L194 144V145H192ZM198 143H199V147L200 148H198L197 146H198ZM258 143V144H257ZM45 144H46V146H45ZM52 144V145H51ZM56 144V145H55ZM61 146H60V145ZM95 144V145H94ZM97 144V145H96ZM99 144V145H98ZM111 144V145H110ZM121 144V145H120ZM147 144V145H146ZM164 144H165V146H167V147H169L168 149H167V147L165 148V146H164ZM171 144L173 145V146H171ZM188 144V145H187ZM240 144H244V145H240ZM249 144H251L250 145V147H249ZM260 144V145H259ZM38 145V146H37ZM41 145H42V147H41ZM44 145V146H43ZM53 145H54V147L55 148H53ZM112 145H113V147H112ZM118 145V146H117ZM127 145V146H126ZM150 145H151V148H150ZM196 145V146H195ZM202 145V146H201ZM257 145H259V147H261V145L263 146L261 149H258L257 150V148H258V146ZM63 146V147H62ZM89 146H90V149L91 150H93V151H91L90 149H89ZM97 146H98V148H97ZM102 146V147H101ZM110 146V147H109ZM117 146V148H115ZM153 146H154V148H153ZM156 146V147H155ZM186 146L188 147V149H186ZM246 146L248 147V149L246 148ZM254 146V147H253ZM45 147H47V148H45ZM61 147V148H60ZM66 149H65V148ZM76 147V148H75ZM77 147H78V150L76 151V149H77ZM108 147V148H107ZM157 147H159L160 148V150L162 149L161 147H164L165 148V150L163 149V153L159 150V148H158V150H157ZM172 147V148H171ZM194 147L195 148H197V149H194ZM241 147V148H240ZM255 147H257V148H255ZM62 148H64L65 150H66V152L68 153H66L65 151H64V149H62ZM70 148H72V149H69ZM74 148V149H73ZM80 148V149H79ZM97 148V149H96ZM107 148V149H106ZM110 148V149H109ZM114 148V149H113ZM129 148H131L132 149V151H135L136 152V154L134 153V152H132L131 150H129ZM145 148V149H144ZM150 148V149H149ZM190 148V149H189ZM192 148V149H191ZM202 148H203V150H202ZM251 148H253V151H252V149ZM254 148H255V150L258 152V151H262V152H256L255 150H254ZM51 149V150H50ZM55 149V151H53V150ZM57 149V150H56ZM98 150V151H96V153L97 154H95V150ZM102 150L103 149V151H101V153H100V151L99 150ZM116 149V150H115ZM118 149V150H117ZM121 149V150H120ZM124 149V150H123ZM128 149V150H127ZM151 149H153V150H151ZM156 149V150H155ZM175 151H174V150ZM177 149V150H176ZM242 149H244V150H242ZM263 149V150H262ZM60 150V151H59ZM68 150L70 151V152H68ZM72 150H73V153H71L72 152ZM81 150V151H80ZM105 150H107V151H105ZM112 151V152H110V154H109V156L111 157V159H110V157L109 156H102V155H105V153H107V152H109V151ZM113 150H114V152H113ZM149 150V151H148ZM168 150H170L169 152H168ZM181 152V151H183L184 153L182 154V152L181 153H178L179 151ZM189 151L188 152V154H189V157H188V155L186 156L185 154H186V152L187 151ZM193 150V151H192ZM196 150H198V151H196ZM205 150H208V151H206L205 152ZM241 150L243 151V152H241ZM248 150V151H247ZM52 151H53V153H52ZM59 151V152H58ZM79 151V152H78ZM122 151V152H121ZM126 152V154L124 153V152ZM151 151H153V152H151ZM159 151V152H158ZM165 151H167L166 153H165ZM177 151V152H176ZM186 151V152H185ZM193 152V154H192V152ZM198 152V153H196V152ZM201 151H203L204 153H203V155L201 154L202 152ZM256 152V154L259 156H257L256 154H255V152ZM75 152V153H74ZM85 152V154H86V156H84L85 157V159H84V157L82 156L83 155V153ZM116 152H120L119 154L117 153V156H115V154H116ZM171 152V153H170ZM195 152V153H194ZM213 152H215V154L213 153ZM250 152H252V154H254V156H252L251 158H252V161L251 162H253V163H249V161H250V156L252 155V154H250ZM254 152V153H253ZM60 153V154H59ZM61 153H63L65 156H64V158L62 159V156H63V154L61 155ZM82 154V155H80V156H78V154ZM98 153H100L99 155L100 156H97L98 155ZM113 153H114V155H113ZM131 153V154H130ZM134 153V154H133ZM160 153H162L161 155H159ZM191 153V154H190ZM217 153V154H216ZM242 153L243 154V156L241 157V155L240 154ZM56 154H58V156L60 157H56ZM77 154V155H76ZM84 154V155H85ZM102 154V155H101ZM112 154V155H111ZM151 155V157H150V155ZM166 154V155H165ZM168 154V155H167ZM175 156H174V155ZM179 154V155H178ZM181 154V155H180ZM204 154L208 157L207 159H206V157L205 158H203L202 160L204 161V159L205 160H207L206 162H207V167H206V165H205V161H204V163H203V161L201 160V158H202V156H204ZM245 154H246V156H245ZM61 155V156H60ZM73 155V156H72ZM76 155V156H75ZM91 155H92V158H93V161H92V158H90L91 157ZM96 155V156H95ZM131 155V156H130ZM149 155V156H148ZM153 155V156H152ZM158 155V156H157ZM163 155V156H162ZM165 155V156H164ZM169 155H170V157H169ZM172 155H173V157H174V159L173 158H171L172 157ZM177 155V156H176ZM190 155L192 156V158L193 159H191V157H190ZM196 155L199 157V155H200V158H198V157H196ZM202 155V156H201ZM239 155H240V157H239ZM247 155H248V157H249V159H248V161L247 160H245L246 158H247ZM74 156H75V159H76V157H78L77 158V162H78V164H76V165H74L75 163L74 162H76V161H72L73 159H74ZM102 156V157H101ZM112 156H115V158L114 157H112ZM122 156H126L125 158L124 157H122ZM134 156H135V159H134ZM146 156V157H145ZM151 159V158H153L152 160H150V159H148V157ZM186 156V157H185ZM193 156H195V157H193ZM213 156V157H212ZM216 156V157H215ZM238 156V157H237ZM245 156V157H244ZM257 156V157H256ZM56 157V158H55ZM96 157V158H95ZM99 157V158H98ZM108 157H109V160H107L108 159ZM159 157V159H157ZM161 157V158H160ZM181 157H183L182 159H181ZM209 157H211L212 159L211 160H213V158H214V160L213 161H215V163L214 164H216V167H214L215 165H213V163H212V161L210 160V158ZM245 159H244V158ZM66 158H68V160H65ZM107 158V159H106ZM131 158V159H130ZM156 158V159H155ZM166 158L168 159V160H166ZM180 158V159H179ZM254 158H256V160L254 159ZM74 159V160H75ZM84 159V161L82 162V160ZM101 161H100V160ZM104 160V162H103V160ZM115 159V160H114ZM130 161H129V160ZM132 159H134V162L132 163ZM163 159V160H162ZM175 161H173V160ZM187 159H189V163H188V160ZM198 159V160H197ZM200 159V160H199ZM62 160V161H61ZM117 160H118V164H117ZM122 160V161H121ZM144 160V161H145ZM163 162H162V161ZM169 160H170V162H169ZM172 160V161H171ZM176 160H177V162H176ZM180 160V161H179ZM194 160V161H193ZM197 160V164L195 163L194 164V162ZM218 160V161H217ZM61 161V162H60ZM68 161V162H67ZM72 161V162H71ZM97 163H99V164H97ZM99 161V162H98ZM106 161H107V163H106ZM113 161V162H112ZM125 161H127V162H125ZM138 161V160H137ZM153 161V162H152ZM155 161H157L155 164H154V166L155 167H157V168H155V169H153L152 170V168H154V166H152L153 164L152 163H154ZM160 161V162H159ZM192 161V162H191ZM198 161H199V163H198ZM258 161V162H257ZM60 162V163H59ZM66 162V163H65ZM71 162V163H70ZM76 162V163H77ZM81 162V163H80ZM85 162L87 163V164H85ZM88 162H90V163H88ZM92 162V163H91ZM93 162L94 163H96V166L93 164ZM115 162V163H114ZM120 162V163H119ZM124 162H125V164H124ZM131 162V163H130ZM159 162V163H158ZM161 162H162V164H161ZM166 162V163H165ZM168 162L170 163L169 165H168ZM174 162V163H173ZM178 162H182V163H184V164H182V163H178ZM201 162V163H200ZM209 162V163H208ZM211 162V163H210ZM256 162V163H255ZM45 163H47V164H45ZM64 163V164H63ZM102 163H104L103 165H102V167H101V164ZM110 163V164H109ZM114 165H113V164ZM129 163V164H128ZM179 165H177V164ZM187 163V164H186ZM219 163V164H218ZM61 164V165H60ZM69 166V164L71 165V167L69 166V169H68V166ZM80 164H82V165H80ZM92 164V165H91ZM119 165V166H117V169H116V165ZM135 166L134 167V169H133V166ZM164 164V168H163V166L161 167V165H163ZM175 166H174V165ZM183 165V167L185 168H181V166ZM191 164V165H190ZM199 164H203L204 165V168H203V166H201V165H199ZM210 164V165H209ZM249 164V165H248ZM66 167H65V166ZM72 165H74L75 167H73ZM86 166V167H84L83 168V166ZM88 165H90L89 167H88ZM108 165H109V167H108ZM110 165H111V167L113 166H115L114 168L115 169H113V167L111 168L110 167ZM120 165H122V166H120ZM177 165V166H176ZM194 165V167L196 168L197 166V171H198V173H197V171L195 170V168L194 167H192ZM197 165V166H196ZM213 165V166H212ZM255 165V166H254ZM78 166H79V168H78ZM131 166H132V168H131ZM170 166V167H169ZM173 166V167H172ZM188 166H190V167H188ZM201 166V168H199ZM209 166H210V168H209ZM254 166V167H253ZM62 167V168H61ZM63 167H65V168H67V171L65 170V168H63ZM92 167H94V168H96L95 170H94V168H92ZM175 167H177V169L175 168ZM178 167H180V168H178ZM74 169V176H75V179H73V174H70V173H72V171H73V169ZM81 168V169H80ZM92 168V169H91ZM109 168V169H108ZM110 168H111V171H109L110 170ZM161 168H163V169H161ZM170 168V169H169ZM175 169V171H173V169ZM187 168V169H186ZM190 168V169H189ZM194 168V169H193ZM208 170V169H210V170H206V169ZM66 171V172H64V170ZM84 169H86V171L84 170ZM89 169H90V171H89ZM156 169H158L159 171H160V169H161V172H162V170H163V172H162V174H158V170H156ZM169 169V170H168ZM184 169V170H183ZM194 170V171H192V170ZM222 169V170H221ZM249 169V168H248ZM247 169V170H248ZM70 172H69V171ZM88 170V171H87ZM134 172H133V171ZM177 170V171H176ZM213 171H214V169H212ZM224 170V171H223ZM79 171L81 172L80 174H79ZM83 171H85V172H83ZM106 171H108V173L106 172ZM113 171H114V173H115V175L113 174ZM117 173H116V172ZM164 171H166L165 173H164ZM173 173H172V172ZM181 171V172H180ZM189 172V173H187V174H185L186 172ZM192 171V172H191ZM200 171H202V172H200ZM206 171V172H205ZM227 170L226 169H223V168H220V172H226ZM63 172H64V174L66 175H64L63 174ZM69 172V173H68ZM76 172H77V174H76ZM83 172V173H82ZM89 172V173H88ZM136 172V173H135ZM157 172V174H155ZM182 173V174H180V173ZM196 174H195V173ZM84 173H85V175H84ZM164 173V174H163ZM169 173V174H168ZM193 173V174H192ZM202 173V174H201ZM204 173V174H203ZM112 174L114 175L113 177H111L112 176ZM138 174V175H137ZM155 174V175H154ZM167 174V176H165ZM175 174L176 175V178H175V175L173 176V175ZM184 174H185V176H184ZM189 174V176H187ZM207 174V177H205L204 175H206ZM247 174H249L250 175V173L248 172ZM69 175H71V176H69ZM87 175V176H86ZM90 175V176H89ZM117 175V177H115ZM135 175V176H134ZM137 175V176H136ZM157 175V176H156ZM163 175H164V177H163ZM174 177V180H173V177ZM183 175L184 176V178H188V177H190V179L188 178V179H184L183 177H181V176ZM192 175V176H191ZM196 175H197V178H196ZM198 175L200 176V177H198ZM204 176V178H203V176ZM76 176H78V177H76ZM86 176V177H85ZM180 176V178H178ZM202 176V177H201ZM209 176V177H208ZM238 176L239 175H236V178H237V180H238ZM70 178V180H69V178H68V181H67V179H65V178ZM111 177V178H110ZM137 177V178H136ZM160 177V178H159ZM168 178V179H166V178ZM235 177V176H234ZM63 178H64V180H63ZM110 178V179H109ZM113 178V179H112ZM118 178V179H117ZM139 178V179H138ZM172 180H171V179ZM193 178V179H192ZM196 178V179H195ZM207 178H210V179H207ZM236 178H234V179H236ZM115 179V180H114ZM117 179V180H116ZM120 179V180H119ZM143 179V180H142ZM165 179V180H164ZM179 179V180H178ZM186 181L185 183H188L187 185L185 184V183H183V182H181L182 183V186H180L179 184H180V180L181 181ZM206 181H205V180ZM239 179H240V177H239ZM110 180H112V181H110ZM141 180V181H140ZM167 180V181H166ZM177 180V182H175ZM195 180L197 181L196 182V184H198V186L197 185H195L194 183H195ZM204 180V181H203ZM241 180V179H240ZM240 180H238V182L235 180V182H237L236 184H235V186L237 187V189L236 190H238L237 192H236V190H235V193H238L239 195H241V196H239V195H235V198L237 199H235L236 201H239V203H241V204H238L237 202H235V200H234V202L235 203H233L234 205L237 203L239 206H242L243 205V201L245 200V201H249V206L251 207H248V212L249 211H254V212H256L257 213V210L259 209V207H258V205H259V203L258 204H256L257 202H263L264 201V198H261V197H263L264 196V183H263V181H264V178H263V180L261 179V181H259L258 183L261 185V186H263V187H261L259 184H257V187H256V185H253L252 186V184H249L250 182H248V184H246V182L244 181H240ZM67 182V183H65V182ZM118 181V182H117ZM121 183H120V182ZM128 181H129V183L130 184H128ZM161 181H162V183H161ZM173 183H172V182ZM194 181V182H193ZM198 181H200L201 182V185L202 186H200V183L198 182ZM112 182V183H111ZM165 182H168L167 184H165ZM169 182H171V183H169ZM193 182V183H192ZM241 182V183H240ZM124 183H126V185L124 184ZM133 183H135V184H133ZM147 185H145V184ZM177 183V184H176ZM179 183V184H178ZM241 184V185H237V184ZM111 184V185H110ZM121 184H123V187L124 188H121ZM145 185V186H143V185ZM171 184V185H170ZM174 184V186L172 187V185ZM176 184V185H175ZM133 185V189H132V187L131 186ZM164 185V186H163ZM180 186V189H178L179 187L178 186ZM184 185V186H183ZM186 185V186H185ZM189 185V186H188ZM194 185V187H192ZM247 185H250V187L249 186H247ZM90 186H91V188H90ZM126 186H127V189H126ZM169 186H171V189H173L174 191H172L171 189H169L170 187ZM196 186V187H195ZM243 186V187H242ZM252 186V187H251ZM169 187V188H168ZM174 187H175V189H174ZM187 189H190V190H187ZM188 187H190V188H188ZM199 187V188H198ZM240 187H242L240 190H239V188ZM256 187V188H255ZM90 188V189H89ZM129 188V189H128ZM131 188V189H130ZM149 188V189H148ZM166 188V189H165ZM168 188V189H167ZM184 188H185V190H184ZM246 188V190H244ZM261 188V189H260ZM122 189H124V190H122ZM127 191H126V190ZM135 189V190H134ZM182 189V190H181ZM247 189H248V191H247ZM252 189H254L253 191H252ZM256 189H258V190H256ZM130 190H131V192H130ZM132 190H134V191H132ZM148 190H150V191H148ZM169 192H168V191ZM177 190H181V192L180 191H177ZM198 190V191H197ZM125 191V192H124ZM166 191H167V193H169V194H166ZM175 191H176V193H175ZM186 191V192H185ZM187 191H188V193H187ZM240 191V192H239ZM247 191V192H246ZM253 192L251 195H250V193L251 192ZM257 191V193H255ZM69 192H71V193H69ZM73 192V193H72ZM131 194H130V193ZM146 192V193H145ZM171 192H172V194H171ZM178 192H179V194H178ZM241 192L242 193H244V194H241ZM245 192H246V194H245ZM65 193H67V195L65 194ZM151 193H152V195H151ZM181 193V194H180ZM186 193V194H185ZM248 193H249V195H248ZM69 194L71 195V196H73V197H71L70 196V200L68 199L69 197ZM75 194V195H74ZM77 194V195H76ZM146 194H147V196H146ZM149 194V195H148ZM156 195V196H154V195ZM163 194V195H162ZM164 194H166L165 195V197H164ZM176 194L178 195V197H176ZM200 194V193H199ZM151 195V196H150ZM171 195L173 196V198L171 197ZM244 195H246L247 197L249 196L250 198H247L246 197V199H245V196ZM258 195V196H257ZM75 196V197H74ZM150 196V197H149ZM168 196L169 197H171V199H169L168 198ZM177 198V199H175V197ZM243 196V197H242ZM256 196V197H255ZM79 198V199H75V198ZM240 197V198H239ZM259 197H260V199H259ZM76 201H74L73 199ZM255 198H256V201H255ZM72 199V200H71ZM162 199V200H161ZM165 199H166V201H165ZM168 199H169V202H168ZM172 199H174L173 201L174 202H170V200H172ZM241 199H243V201L241 200ZM251 199H253V201H251ZM115 200H117V201H115ZM148 200H150L149 202H148ZM155 200V201H154ZM179 200L181 201L180 203H179ZM241 200V201H240ZM260 200V201H259ZM66 201L68 202V203H66ZM73 201H74V203H76V205H74V204H71V203H73ZM78 201V202H77ZM153 201V202H152ZM159 201H160V203H163L162 205H160V203H159ZM177 201H178V203H177ZM183 201V202H182ZM254 202V203H251V202ZM71 202V203H70ZM112 203V205H110L109 203ZM117 202V203H116ZM119 202V203H118ZM150 202H152V203H150ZM164 202H166L165 204H164ZM256 202V203H255ZM79 203H80V205H82V207L79 205ZM116 203V204H115ZM147 203H149V205L153 208V209H151V207H149V205L147 204ZM156 205V207H155V205ZM168 203V204H167ZM171 203V205H169ZM251 203V204H250ZM85 204V205H84ZM86 204H87V206H88V209H87V207H86ZM92 204V205H91ZM168 206H167V205ZM177 204V205H176ZM232 203H231V205H229L228 206V209L231 207L232 208V210L231 209H227V210H225L223 213L225 214H223L222 213V215H223V218H224V220L226 219V217H227V219H226V224H224V227L226 226V227H228L229 226V224H230V222H231V217L233 216V213L235 214V210H234V212H233V209L237 206V207H239L237 204L234 206ZM262 203H260V205H261ZM263 204H264V202H263ZM262 204V205H263ZM68 205V206H67ZM73 205V206H72ZM95 205V206H94ZM108 205H110V206H108ZM174 205V206H173ZM180 205V206H179ZM182 205V206H181ZM251 205H255V206H257V207H255V206H251ZM96 207L98 210H96V208H94L95 209V212L93 211L94 209H93V207ZM163 206V207H162ZM164 206H166V207H164ZM71 207V208H70ZM78 207H79V209H78ZM86 207V208H85ZM89 207H91L90 209H89ZM101 207V210L99 209ZM125 207V208H124ZM149 207V208H148ZM157 209H155V208ZM179 207V208H178ZM252 207H255L254 209L256 210H254ZM82 208H84L83 210H84V213L85 214H81V213H83V210H81ZM127 208V209H126ZM129 208V209H128ZM165 208H167V209H165ZM172 208H175L174 210L172 209ZM190 209H192L193 207H189ZM87 209V210H86ZM171 209V210H170ZM250 209V210H249ZM80 212H79V211ZM86 210V211H85ZM126 210V211H125ZM127 210H128V213H127ZM129 210H131V212L129 211ZM154 210V213L152 212ZM170 212H169V211ZM173 210V211H172ZM91 212V213H89V212ZM98 211V212H97ZM132 211L134 212L133 214H131L132 213ZM151 211V212H150ZM155 211H156V213H158L157 215L155 214ZM168 211V213H166V212ZM229 211H231V212H229ZM86 212H87V214H86ZM94 212V213H93ZM125 212V213H124ZM130 212V213H129ZM144 212H145V214H144ZM146 212H149V215L146 213ZM176 212V213H175ZM190 212V213H189ZM236 212H237V208H236ZM248 212H246V213H248ZM248 213V215L251 217L253 214H254V217H251L252 219H254V223L250 220V230H252V231H249V232H252L251 234L252 235H250L249 236V234H248V236H247V239L245 240V242L243 243V245H245L244 247L246 248L245 249V252H244V250L243 249H241L240 250V255H241V257H242V260H243V262H242V260H240V261H238V262H241L242 264H263V263H261L260 261H264V247H263V245H262V242H264V241H261V240H264V237L262 236V235H264L263 233H262V230L264 229L263 227H258V226H264V222L263 223H257V219L255 218V216H256V213ZM93 213V214H92ZM124 213V214H123ZM128 215H127V214ZM171 215H170V214ZM231 213V214H230ZM129 214H130V216H129ZM135 214V217L133 216L132 217V215H134ZM151 214H153L154 216H152V217H149V218H147L148 216H151ZM160 214H161V216H160ZM172 214H174V216L172 215ZM179 214V215H178ZM185 214V215H184ZM189 214H191V215H189ZM226 214H228V215H226ZM250 214H252V215H250ZM82 215H85V217L83 216L82 217ZM88 215L89 216H91L90 218H92L93 219V222H91V224L89 223L90 221H92V219H89V217H88ZM125 215V216H124ZM160 216V218H161V221H163V225L161 226V228L160 229H157V226H156V224H155V222H154V220H155V217L156 216ZM248 215L246 214V216L248 217ZM172 216V217H171ZM177 216H180L181 218H184V219H181L180 217H177ZM189 216V217H188ZM229 216V217H228ZM191 217V220L190 219H188V218H190ZM87 218L89 219L88 221H86L87 220ZM176 218H179L178 219V221H177V219ZM250 218V219H251ZM80 219H82V220H80ZM84 219H86V220H84ZM108 219V220H107ZM110 219V220H109ZM148 219V220H147ZM231 219V220H230ZM256 219V220H255ZM113 220V221H112ZM147 220V221H146ZM150 220V221H149ZM177 222H176V221ZM189 220V221H188ZM197 222H196V221ZM227 220H228V223L229 224H227ZM78 221H80V222H82V223H78ZM84 221V222H83ZM180 221V222H179ZM186 221V222H185ZM187 221H188V223H187ZM103 224H102V223ZM106 222H108V223H106ZM113 222H115V223H117V224H114ZM131 222V224H129ZM151 223L152 224V222H154L153 223V225H151V224H148V223ZM183 222V223H182ZM192 222V224H190ZM194 222V223H193ZM224 222V223H225ZM251 222H252V225H251ZM257 224H256V223ZM92 223H94L95 225H93ZM99 225H98V224ZM104 223H106V224H104ZM113 223V224H112ZM179 223V224H178ZM186 223H187V225H186ZM78 224V225H77ZM81 224H82V226H81ZM84 224H85V226L86 227H84ZM97 224V225H96ZM102 224V225H101ZM120 224V225H119ZM132 224H135V225H132ZM155 224V225H154ZM185 224V225H184ZM189 224V225H188ZM197 224V225H196ZM263 224V225H262ZM88 225V226H87ZM95 226V227H93V226ZM109 225H110V227H111V229L113 230V231H116V232H113L110 228H109ZM112 225V226H111ZM118 225V226H117ZM121 225H122V227H121ZM128 225V226H127ZM130 225V226H129ZM195 225V226H194ZM83 227V228H81V227ZM90 226V227H89ZM93 227V229L91 230V228ZM96 226H98L97 228H96ZM100 226V227H99ZM104 226H107V227H104ZM113 226H115L114 228H116V229H114L113 228ZM124 226V227H123ZM134 226V227H133ZM154 228H153V227ZM181 226V227H180ZM182 226H183V228H182ZM184 226H185V228H184ZM189 226V227H188ZM252 226V227H251ZM254 226V227H253ZM78 228V229H82V230H80V231H78V229H76V228ZM88 227V228H87ZM121 227V228H120ZM151 227V228H150ZM163 227V228H162ZM191 227H192V229H191ZM257 227L259 228V229H257ZM90 228V229H89ZM99 228V229H98ZM109 228V229H108ZM123 228V229H122ZM128 228V229H127ZM178 228V229H177ZM189 230H188V229ZM194 228V229H193ZM196 228V229H195ZM254 228L256 229V230H254ZM87 229H89L88 231H87ZM99 231H97V230ZM108 229V230H107ZM121 229V230H120ZM127 231H125V230ZM179 229H183L184 231L185 230H187V231H183V230H179ZM260 229H261V231H260ZM77 230V231H76ZM83 230H85V231H83ZM95 230V232H93ZM119 230V231H118ZM125 232V233H123V231ZM154 230V231H153ZM160 232V233H162V234H159L158 233V231ZM193 230V233H191V231ZM114 233H112V232ZM162 231V232H161ZM258 231V232H257ZM81 232V233H80ZM105 232V233H104ZM112 234V235H110V233ZM154 232H155V234H154ZM156 232H157V235H156ZM189 232V233H188ZM255 232V233H254ZM258 234H257V233ZM117 233H120V235L119 234H117ZM121 233H122V235H121ZM179 233V234H178ZM186 233H188V234H186ZM191 233V234H190ZM254 233V234H253ZM82 234V235H81ZM95 234H97V236H98V238H97V236H95ZM107 235V236H105V235ZM109 234V235H108ZM154 234V235H153ZM180 234H181V236H180ZM182 234H184V235H182ZM194 234V235H193ZM196 234V235H195ZM85 235V236H84ZM114 235H116V236H114ZM159 235H161L162 237V239L160 238V236ZM190 235H192L191 237H190ZM256 235V236H255ZM258 235V236H257ZM101 236V237H100ZM105 236V237H104ZM108 236H111L110 238L112 239H109V237ZM117 236H118V238H117ZM122 236V237H121ZM157 236V237H156ZM188 236V237H187ZM198 236V237H197ZM200 236V237H199ZM205 236V237H204ZM263 237V238H258V237ZM103 237V238H102ZM117 238V239H115V238ZM124 237V238H123ZM196 237V238H195ZM203 237V238H202ZM106 238L108 239V240H106ZM121 238H122V240H121ZM155 238V239H154ZM183 238V239H182ZM188 240H187V239ZM191 238V239H190ZM195 238V239H194ZM199 238H201V239H199ZM213 238H215V239H213ZM216 238L218 239L217 241H216ZM252 238V240H250ZM256 238H257V240H256ZM104 240L105 239V241H102V240ZM114 239V240H113ZM157 239H159V241H160V239L162 240V242L160 243ZM180 239V240H179ZM186 239V240H185ZM199 239V240H198ZM207 239V240H206ZM259 239V240H258ZM111 240V241H110ZM119 240L120 241V243H119V241L117 242V241ZM125 240V242H123ZM130 240V241H129ZM183 240H184V242H183ZM195 240V241H194ZM198 240V241H197ZM201 240V241H200ZM206 242H205V241ZM226 239L225 238H222V243L221 244H224V245H226V244H229L228 242H226L225 241ZM248 240H249V242H248ZM255 240V242H254V244H250L249 245V243H253V241ZM99 241H100V243H99ZM108 241V242H107ZM113 241H115V242H113ZM128 241V242H127ZM134 241V244L132 243ZM155 241H156V243L158 242V243H160V244H156L155 243ZM181 243H183V244H181ZM188 241V242H187ZM192 241L194 242V243H192ZM197 241V242H196ZM219 241V242H218ZM260 243H259V242ZM102 242H104V243H102ZM105 242H106V244H105ZM117 242V243H116ZM138 242V243H137ZM199 242H201V243H199ZM218 242V243H217ZM248 242V243H247ZM257 242V243H256ZM102 243V244H101ZM109 243H111L110 245H109ZM115 243V244H114ZM119 243V244H118ZM125 243V244H124ZM187 245H186V244ZM198 243L199 244H201V246L203 247L202 249H201V246L200 245H198ZM204 243V244H203ZM256 243V244H255ZM116 245L117 247H114V245ZM136 244V245H135ZM190 246H189V245ZM197 244V245H196ZM206 244V245H205ZM213 244V245H212ZM215 244V245H214ZM247 244V245H246ZM259 244H261V248H263V249H261L260 248V245ZM104 245H105V247H104ZM113 245V246H112ZM181 245V246H180ZM185 246V248H184V246ZM193 245V246H192ZM194 245H196L195 247H194ZM259 245V246H258ZM108 246V247H107ZM109 246H112V247H109ZM178 247V249H177V247ZM180 246V247H179ZM198 246H200V247H198ZM205 246H207V247H205ZM106 247H107V250H106ZM121 247H123L122 248V250H121ZM196 247H198L199 249H201L200 250V252H199V249L198 248H196ZM204 247H205V249H204ZM211 248V247H214L213 249L211 248L210 250H209V248ZM175 248V249H174ZM184 248V249H183ZM192 248V249H191ZM208 248V249H207ZM241 248H243V246H241ZM249 248V249H248ZM198 249V250H197ZM109 250V251H108ZM177 250V251H176ZM205 250H207V253H206V251ZM209 250V251H208ZM111 251V252H110ZM113 251V252H112ZM185 251V252H184ZM192 251H194V252H192ZM196 251H197V253H196ZM203 251V253H201ZM244 252L243 254H242V252ZM248 251V252H247ZM175 252V253H174ZM188 252V253H187ZM190 252V253H189ZM208 252H210V253H208ZM262 252V253H261ZM113 253V254H112ZM176 254V256L174 255V254ZM179 253H180V255H179ZM183 255H182V254ZM186 255H185V254ZM194 253V254H193ZM199 253H200V256H199ZM248 255H246V254ZM108 254V255H107ZM111 254V255H110ZM194 256H193V255ZM202 254V255H201ZM206 254V256L204 257V255ZM216 254H217V256H216ZM178 255V256H177ZM243 255V256H242ZM258 255H262V256H258ZM184 258H183V257ZM191 256H193V257H191ZM214 256V257H213ZM237 257H238V255H236ZM174 257H176V258H174ZM190 257V258H189ZM196 257V258H195ZM204 259H203V258ZM206 257H208V259L206 258ZM216 257H218L217 259H216ZM255 257V258H254ZM192 258V259H191ZM202 260H201V259ZM221 258V259H220ZM227 258H231V257H229V256H227ZM246 258V259H245ZM262 260H261V259ZM191 259V260H190ZM194 259H197V260H194ZM208 261H207V260ZM218 259H220L219 261H218ZM175 260H177L176 262H175ZM204 260V261H203ZM206 260V261H205ZM216 261L217 260V262H213V261ZM260 260V261H259ZM104 261V262H103ZM172 261V262H171ZM202 261H203V263H202ZM166 262V263H165ZM175 262V263H174ZM208 262V263H207ZM241 263H239V264H241ZM228 264V263H227Z\"/></svg>",
	"mask_w": 264,
	"mask_h": 264
},
{
	"label": "bare ground",
	"instance_id": "bare-ground-1",
	"mask_svg": "<svg viewBox=\"0 0 264 264\" xmlns=\"http://www.w3.org/2000/svg\"><path fill=\"white\" fill-rule=\"evenodd\" d=\"M42 1V0H41ZM46 1V0H45ZM56 2H57V0H55ZM60 1V0H59ZM74 2H70V3H74V5H72V6H74V7H76L77 6V8L74 10L73 9V7L71 8V9H73V10H70V11H74V20H76L75 21V24H78L79 22H80V25H81V27H80V31H79V34H77L76 32H78L77 30H76V34L78 35H76L77 36V38H76V41H74V43L75 44H73L74 46H76V48H77V46L79 45V44H83V45H85V46H83L82 45V47H84L85 49H87L88 50V54L89 53H91V51H89V50H91V49H94V48H96V50L98 51L97 53L99 54V55H96V56H94V58H95V62L94 63H97L98 64V66H99V69H104V68H106L107 69V71L106 70H104V75H105V79H108V82H105L106 83V86L105 87H101V89H100V92H101V96L99 95V96H97V97H100V98H98L97 100H95V102H90L89 100H92V99H89V100H85L84 98L83 99H80V97L79 98H77L78 100H74V99H76V97H74L73 99L72 98H70L71 96H68L67 94V96H64V94L62 95V92L60 93V89H61V86H60V84H59V86H60V88H54V90H53V88H52V90H51V92H49V94H50V99H52V100H50L51 102V109L53 108V110L55 111V112H57V113H62V114H64V113H66L67 111L70 113V110H73L74 112V115H75V117L74 118H77V120L81 123V125H82V129H80V130H82V132L84 131L85 132V134H83V133H81V134H83L84 136H87L86 135V133L90 136V137H94V138H96V137H105V138H113V141L114 140H121V139H123L124 137H123V135L126 133H123V131L121 132L122 134H120L119 133V130H118V119H116L117 120V122L115 121V118H116V116H114L110 111V113L114 116V119L112 118V116L111 117H104L103 115H102V112H104L102 109L103 108H107V106H112L111 108V111L115 114V115H117V117L119 118V119H121V121L122 120H124L125 121V119L126 118H129V116L132 114V113H135V114H137L138 116H140L141 117V114H142V116H143V114H145L144 116H145V118L146 119H144V118H140L139 117V119L141 120V119H143V120H141L144 124H146V126H147V129H153V128H157L156 130H158V128H159V131H160V129H165V131H167L168 132V135L165 133V132H163V133H165L166 135H167V137H166V139H167V142H168V144H169V142L170 143H172V144H174V147H177V146H175V143H177L178 144V138H177V140H176V135L178 134V133H176V132H179L180 130H184V132L182 133V134H184V133H188V135H185V136H187L183 141H182V143L185 141V145H186V141L188 140V139H190L191 138V134H192V132L194 133V132H196V135H192V136H195V137H197V140H198V142H200L204 147H206V149H209V150H211V151H215V152H217L218 154H219V158H217V159H219V161H220V164L218 165V167H216V164H214L215 163V161H213L214 160V158H213V160H211L212 158L211 157H209L210 158V160L212 161V163H213V165H215L214 167H216V169L215 168H212V169H214V171L211 169V173H210V175L212 176L211 177V180H209V181H206L207 179H210V178H207L205 181H206V183H203V186L201 185V182L200 181H198L199 183H200V186H202V187H204L205 189L204 190H206V192L205 193H207V194H201V190L203 189H201L200 191H198V192H196V191H194L193 190V192L192 193H188V191H187V195L186 196H183V195H180V197H182L183 199H184V204H182L181 206V208H179V210H177L178 211V213H180V212H185L186 213V211H190L195 217L194 218H196V220L198 221V225L196 226L197 227V229L194 231V233L197 231V234H203V233H205V234H207L208 236H206V237H208V240L207 241H209V244H210V242H214V241H212V236L213 235H215V236H217L218 234L221 236H223L222 238H225L226 240V242H228L229 244H226V245H224V244H221L222 242V238H220L221 239V241L219 242V244L218 245H216L215 246V250L214 251H216L217 253H218V255L222 258V261H220V262H222V263H224V264H239V263H241V262H238V261H240V260H242V257H241V255H240V250L241 249H243L244 250V252H245V249L247 248H245L244 246L245 245H243V243L245 242V240L247 239V236H248V234H249V236L250 235H252L251 233L253 232L252 230H250V220L253 222L254 221V219H252L251 217H254V214L253 213H256V212H254V211H247L248 210V207H250L249 206V201H243V199H241L242 201H243V205L242 206H239L238 204H241V203H239V201H236L237 199L235 198V195L237 194V195H239L238 193H235V190L237 189V187L235 186V184L238 182V180H240V181H245L246 182V184H248V182H250L249 184H252V186L253 185H256V187H257V184H259L258 182L259 181H261V179L263 180V178H264V156H262L261 158L256 154V150H255V148H257V147H255L254 148V150L256 151H254L255 152V154L259 157V163L258 164H255V165H257V167H256V169L255 170H253V169H251L249 166H246V164H245V162H243V160H241V159H236V151H239L238 150V144H237V141L235 142V138L234 137H236V136H238V134H236V136H234L231 132H233V131H231L230 129H229V131H228V127H229V125H232L233 123H235L236 124V122H239V121H242L243 119H242V117H243V114H245V111H246V109L248 108V102H247V100H249L250 98V96H251V98H252V96H253V93H254V91L256 90L255 89V87L252 85V84H243V82L245 83V76H244V81L242 80L241 81V83H240V81H239V83L241 84V85H238L237 83V85H233L235 82H237L236 80H233V81H235V82H233V84H231V80L229 81H227V83H225L226 85L224 86L227 90L225 91L224 90V88H223V92H226V93H228V95H229V97H232V96H234V99H235V104L233 105L232 104V102H230L231 101V99H232V101H233V98H231V99H229V97L226 99V98H224L225 99V101L226 100H230V101H226V102H228L227 103V105L226 106H220L221 105V103L219 102L220 101V99H217L216 97H218L219 98V96H217V95H219L218 93H214V92H212V93H214L215 95H216V97L214 96L213 97V94H212V96L211 97H208L209 95H208V93L210 94V92L209 91H215V89L217 90V88H215L217 85H219L221 82H223L222 81V78L223 77H227V75H228V73L230 74V72L229 71H227V69H228V67H227V69H226V66L224 67L223 65H226V64H224V63H226V61L224 62L223 61V58H222V60H220V61H223L224 63H223V65H221V66H223L224 68H225V70L228 72L227 74L224 72V69H222V70H220L219 69V71L216 69H214V67L213 66H209L208 65V60L206 59L207 57V55L204 57V55L202 54V52L203 51H201L200 49L201 48H199L198 46H195V45H197V44H195V45H192L193 44V42H190L189 41V39L188 38H192V37H194V35L192 36V35H190V34H192V32L190 33V31L193 29V28H195V27H193L191 30L190 29H188V30H190V31H188L187 30V28H186V26L187 25H185V27H184V29H183V26H182V29H183V32L182 33H180L179 34V32H176V31H174L175 29H171L170 27V31H168V28H164V26H166L167 27V25H165L167 22H164V20H162V25H164L163 26V28H164V30L165 31H168L167 32V37L165 38V35H164V37L162 36V34H161V37H163V38H165V43H163V48H159L160 50H158V46H157V48H156V46H154L153 44H152V39H151V33H154L153 31L154 30H152V31H150L151 33L149 34V31H148V27L150 26L151 27V25L150 24H148L147 23V25L145 24V22L143 21V20H140L141 19V17L140 18H137L136 17V15H135V13H137V12H131V11H126L125 10V7H127V4H126V6H125V4L123 3V5H122V3H121V1L122 0H98V1H96V0H73ZM119 1V2H118ZM125 1V0H124ZM131 2H132V0H130ZM129 1V2H130ZM143 3H144V1L143 0H141ZM254 1V0H253ZM259 1V0H258ZM257 1V2H258ZM264 1V0H263ZM262 1V2H263ZM48 2L50 3V0H48ZM54 2V1H53ZM69 2V1H68ZM127 2V1H126ZM128 2V3H129ZM135 2V1H134ZM140 2V1H139ZM55 3V2H54ZM61 3V2H60ZM145 3H146V1H145ZM144 3V4H145ZM148 3V2H147ZM256 3V2H255ZM261 3V2H260ZM40 4V3H39ZM46 4V3H45ZM51 5L50 6H53L52 5V2L50 3ZM64 4V3H63ZM62 4V5H63ZM65 4H66V1H65ZM141 4V3H140ZM139 4V5H140ZM150 5H151V3H149ZM42 5V4H41ZM47 6H48V4H46ZM56 5V4H55ZM60 5V4H59ZM67 5H68V3H67ZM76 5V6H75ZM132 5H133V3L131 4V5H128V6H131L132 7ZM136 5V4H135ZM147 6H148V4H146ZM153 5V4H152ZM61 6V5H60ZM70 6V5H69ZM68 6V7H69ZM124 6V7H123ZM144 6V5H143ZM146 6V7H147ZM154 6V5H153ZM41 7H45V5H42ZM40 7V8H41ZM55 7V6H54ZM54 7H52L53 9H55ZM57 7V6H56ZM67 7V11L69 10V8ZM137 7H138V3H137ZM136 7V8H137ZM142 6L140 5L139 6V8H141ZM149 7V6H148ZM147 7V9H149ZM152 7V6H151ZM59 8V7H58ZM62 8H63V6L61 7V10H62ZM129 8V7H128ZM134 8V7H133ZM47 9L48 8H46V12H47ZM65 9H66V7H65ZM132 9V8H131ZM138 9V8H137ZM143 9V8H142ZM146 8H144V10H145ZM146 9V10H147ZM155 11H156V8H153ZM152 9V10H153ZM42 10V9H41ZM52 10V9H51ZM123 10H125L126 11V13L124 12V14H123ZM39 11V10H38ZM50 11V10H49ZM58 11H60V9L58 10ZM62 11H64V10H62ZM66 11V12H67ZM69 11V12H70ZM134 11H136V9H134ZM138 11V10H137ZM143 11V10H142ZM142 11H140V13L142 12ZM42 12H44V11H42ZM41 12V13H42ZM122 12V15H124V20L126 21L125 23H121L120 25H112V24H110V22H109V20H111V15L112 14H114L113 16H115V17H117V15L118 14H120ZM148 12V11H147ZM147 12L145 13L144 12V15L145 14H147ZM156 12H157V14H156ZM155 12V15L157 16L158 15V11H156ZM41 13H40V15H41ZM45 13V12H44ZM63 13V12H62ZM61 13V14H62ZM71 13V12H70ZM139 13V12H138ZM139 13V14H140ZM152 13H153V15H154V12L152 11ZM151 13V14H152ZM48 14V12L45 14V15H47ZM57 14V13H56ZM60 14V13H59ZM67 13H65V15H66ZM142 14V13H141ZM151 14H148L149 16L151 15ZM197 14V13H196ZM43 15V14H42ZM51 15H53V13L51 14ZM55 15V14H54ZM63 15H64V13H63ZM63 15H62V17H63ZM68 16L70 15V14H67ZM72 15V14H71ZM70 15V16H71ZM138 15V14H137ZM154 15V16H155ZM160 15V14H159ZM163 15V14H162ZM161 15V16H162ZM182 14H180L179 16H181ZM195 15V14H194ZM32 16V15H31ZM37 16V15H36ZM48 16H50V15H48ZM58 16V15H57ZM68 16H66V17H68ZM147 16V15H146ZM146 16H145V18H146ZM154 16H152V18L154 17ZM164 16V15H163ZM183 16H185V15H183ZM193 16V15H192ZM30 17V16H29ZM34 17V16H33ZM45 17V16H44ZM58 17H60L61 18V16H58ZM114 17V18H115ZM119 17V16H118ZM120 17H122L121 15H120ZM166 17H168V16H166ZM166 17H163L164 19H169V18H166ZM175 17H178V16H175ZM194 17V16H193ZM197 17V16H196ZM37 18V17H36ZM114 18H113V20H114ZM123 18H121V19H123ZM149 18V17H148ZM151 18V19H152ZM156 18V17H155ZM154 18V19H155ZM188 18V17H187ZM189 18H192L191 16L189 17ZM33 19V18H32ZM38 19V18H37ZM49 19V18H48ZM48 19H46V20H48ZM57 19V18H56ZM56 19H55V21H56ZM63 19V18H62ZM61 19V20H62ZM68 19V18H67ZM66 19V20H67ZM71 19V18H70ZM116 19V18H115ZM119 19V18H118ZM120 19V20H121ZM150 19V18H149ZM162 18H160V20H161ZM174 19V18H173ZM173 19H172V21H173ZM182 19H183V17H182ZM182 19H180V18H178V20L180 21V20H182ZM197 18H195V20H196ZM25 20V19H24ZM30 20V19H29ZM49 20H51V18L49 19ZM73 20V19H72ZM73 20V21H74ZM120 20H117V21H120ZM157 20H158V17H157ZM157 20H156V22H157ZM159 20V21H160ZM171 20V19H170ZM170 20L168 21V23L170 22ZM187 20V19H186ZM193 20V19H192ZM26 21V20H25ZM24 21V22H25ZM32 21H34V20H31V22ZM112 21V20H111ZM123 21V20H122ZM166 21V20H165ZM171 21V22H172ZM184 21V20H183ZM189 21V20H188ZM198 21V20H197ZM27 22H28V19H27ZM39 22H40V20H39ZM41 22H44V21H42L41 20ZM40 22V23H41ZM64 22H65V20H64ZM124 22V21H123ZM171 22L169 23V24H171ZM174 22V21H173ZM172 22V23H173ZM181 22V24H183V22L182 21H180ZM186 22V21H185ZM184 22V23H185ZM34 23V22H33ZM46 24L47 23H49V22H45ZM51 23H52V21H51ZM61 23V22H60ZM113 23H114V21H113ZM117 23V22H116ZM152 23V22H151ZM161 23H160V25H161ZM163 23H165V24H163ZM167 23V24H168ZM179 23V22H178ZM193 23H194V21H193ZM192 23V24H193ZM29 24H31V23H29ZM28 23H27V27H28V25H29ZM35 24H36V22H35ZM39 24V23H38ZM50 24V23H49ZM48 24V25H49ZM73 24V23H72ZM72 24H71V26H72ZM156 23H155V21L153 22V25H155ZM188 24H190L189 22H188ZM196 24V23H195ZM195 24H193V25H195ZM32 25V24H31ZM41 25V24H40ZM45 25V24H44ZM54 25H55V23H54ZM59 25V24H58ZM66 25H67V22H66ZM152 25V26H153ZM192 25V26H193ZM71 26H69V27H71ZM76 26H78V28H79V24L78 25H76ZM156 26V25H155ZM169 26V25H168ZM175 26V25H174ZM178 26V25H177ZM176 26V27H177ZM180 26V25H179ZM191 26V27H192ZM38 26H36V28H37ZM49 27H51V25H49ZM53 27H55V26H52V29H53ZM59 27V26H58ZM57 27V28H58ZM61 27V26H60ZM63 27H66V26H63ZM75 27V26H74ZM149 27V28H150ZM154 27V26H153ZM156 27H159V26H156ZM156 27H155V31H156ZM161 28H162V26H160ZM159 27V28H160ZM172 27H173V25H172ZM188 27V26H187ZM198 27H200V25H198ZM198 27H197V29H198ZM28 28H30V26L28 27ZM39 28V27H38ZM77 27H76V29H78ZM152 28V27H151ZM158 28V29H159ZM162 28V29H163ZM175 28V27H174ZM186 28V29H185ZM189 28V27H188ZM240 28H241V26H240ZM243 28V27H242ZM42 29V28H41ZM55 29V28H54ZM54 29H53V31H54ZM68 27L66 28V31L68 32ZM74 29V28H73ZM72 29V27H71V29L70 30H72V31H75V30H73ZM153 29V28H152ZM157 29V31H159ZM177 29H181V28H177ZM196 29V28H195ZM239 29V28H238ZM29 30V29H28ZM33 30V29H32ZM55 30H57V29H55ZM59 30V29H58ZM63 30V29H62ZM163 30V31H164ZM199 30H201V27H200V29ZM240 30V29H239ZM243 30H245V29H243ZM37 31H39V30H37ZM42 31V30H41ZM45 31V30H44ZM51 31V30H50ZM64 31H65V29H64ZM196 31V30H195ZM202 31H205V30H202ZM1 32V31H0ZM30 32H31V29H30ZM46 32V31H45ZM62 32V31H61ZM61 32L59 33V31L58 32H56V34L57 33H59V34H61ZM162 31H160V32H158V33H161ZM170 32V33H169ZM197 32V31H196ZM237 32H238V30H237ZM240 32H242V30L240 31ZM240 32H238L239 34H235L234 35V38H233V42L232 43H237L238 41H239V39H240ZM36 33V32H35ZM40 33V32H39ZM43 33V32H42ZM41 33V35H44V34H42ZM48 33H49V30H48V32H47V35H45V36H48ZM63 33V32H62ZM194 33V32H193ZM201 33V32H200ZM199 33V34H200ZM204 33V32H203ZM209 33V32H208ZM234 33V32H233ZM246 33V31L244 32V34ZM64 34H66V32L64 33ZM69 34H70V32H69ZM74 34V33H73ZM72 34V36H74ZM165 34V33H164ZM197 34V33H196ZM207 34V33H206ZM205 33H204V35H206ZM211 34V33H210ZM243 34V35H244ZM7 35V34H6ZM37 35H38V32H37ZM40 35V34H39ZM52 36V37H54L52 34H49V36ZM62 35V34H61ZM67 35V34H66ZM153 36H154V34H152ZM157 35V34H156ZM203 35V34H202ZM233 35V34H232ZM231 35V36H232ZM242 35V34H241ZM56 36L57 35H55V38H56ZM159 36V35H158ZM157 36V37H158ZM189 36H191V37H189ZM199 36H201V34L199 35ZM199 36H197V37H199ZM207 36H209L208 34H207ZM210 36H212V34L210 35ZM214 36V35H213ZM228 36V35H227ZM245 36H248L247 34L245 35ZM7 37V36H6ZM5 37V38H6ZM9 37H11V36H9ZM31 37V36H30ZM29 37V38H30ZM34 37V39L36 38V36H33ZM69 37V36H68ZM161 37H159L158 38V41L159 40H161ZM196 37V36H195ZM203 37V36H202ZM201 37V39H203ZM233 37V36H232ZM232 37H231V41H232ZM244 37V36H243ZM4 38V36L2 37V36H0V47H2V45H4V44H7V38L5 39ZM12 38V37H11ZM38 38V37H37ZM40 38V37H39ZM38 38V39H39ZM45 38V37H44ZM43 38V39H44ZM49 38V37H48ZM64 38V37H63ZM75 38V37H74ZM156 38V37H155ZM205 38H206V36H205ZM214 38V37H213ZM230 38V37H229ZM242 38V37H241ZM50 39V38H49ZM61 40L62 39V37H61V39L58 37L56 40ZM68 39V38H67ZM200 39V40H201ZM215 39H217V38H215ZM226 39V38H225ZM228 39V38H227ZM246 39V38H245ZM245 39H242V40H245ZM248 39H250V38H247V40ZM30 40V39H29ZM33 40V39H32ZM42 40V39H41ZM46 40H47V37H46ZM54 40V39H53ZM58 40V41H59ZM62 40H64V41H66V39H62ZM61 40V41H62ZM72 40H74L73 39V37H72ZM163 40V39H162ZM161 40V41H162ZM193 40H194V38H193ZM197 40V39H196ZM198 40H199V38H198ZM205 40V39H204ZM203 40V43L205 44V42H207L206 40L204 41ZM218 40V39H217ZM242 40H240V42L242 41ZM8 41H9V39H8ZM11 41V40H10ZM9 41V42H10ZM15 41V40H14ZM38 41V40H37ZM45 41V40H44ZM44 41H41V42H44ZM63 41V42H64ZM71 41V40H70ZM156 41H157V38H156ZM191 41H192V39H191ZM202 41V40H201ZM209 42H207L208 43V47L207 46H205V47H207L208 48V50H210L211 49V45H212V43H210V40H208ZM227 41V40H226ZM235 41V42H234ZM30 42V41H29ZM40 42V40H39V43H41ZM200 41H198V43H199ZM218 43H219V41H217ZM216 42V43H217ZM224 43H225V40L223 41ZM248 42V41H247ZM14 43V42H13ZM33 43V42H32ZM31 42H30V44H32ZM47 43V42H46ZM52 43V42H51ZM71 43V42H70ZM156 43V42H155ZM159 43V42H158ZM192 43V44H191ZM195 43V42H194ZM209 43L211 44L210 46H209ZM224 43H222L221 42V46L223 47V44ZM228 43V42H227ZM226 43V44H227ZM230 43V42H229ZM235 43V44H236ZM249 43V42H248ZM252 43V42H251ZM26 44H27V42H26ZM37 44V43H36ZM35 44V45H36ZM48 44H49V41H48ZM53 44V43H52ZM56 44V43H55ZM67 44V43H66ZM65 44V45H66ZM68 44H69V42H68ZM152 44V45H151ZM200 44L202 45V43L200 42ZM215 43L213 42V45H214ZM231 44V43H230ZM246 44V43H245ZM244 44V45H245ZM11 45V44H10ZM24 45H25V41H24ZM34 45V46H35ZM59 45H61V44H59ZM64 45V43L62 44V46ZM64 45V46H65ZM80 45V46H81ZM160 46H161V44H159ZM207 45V44H206ZM212 45V46H213ZM219 45V44H218ZM219 45V46H220ZM229 45V44H228ZM239 45V44H238ZM237 45V46H238ZM243 44H242V46H244ZM249 45V44H248ZM252 45V44H251ZM249 46L248 48H245V50L247 49L248 50V54H250V53H254V50H256V48L254 47L253 48V46H256V45H253V46ZM9 46V45H8ZM29 47H30V45H28ZM47 46V45H46ZM45 46V47H46ZM55 46V45H54ZM54 46H52V48L54 47ZM57 46V45H56ZM70 46V45H69ZM80 46H79V48H80ZM159 46V47H160ZM203 46V45H202ZM201 46V47H202ZM203 46V47H204ZM221 46H220V48H221ZM236 46V45H235ZM236 46V47H237ZM36 47H38V45L36 46ZM43 47V46H42ZM44 47V48H45ZM49 47H51L50 45H49ZM68 47V46H67ZM66 47V48H67ZM210 47V48H209ZM246 47H247V45H246ZM2 48H4V46L2 47ZM26 48V47H25ZM28 48V47H27ZM48 48V47H47ZM51 48V49H52ZM57 48V47H56ZM55 48V49H56ZM61 48V47H60ZM63 48V47H62ZM61 48V49H62ZM65 48V47H64ZM65 48V49H66ZM70 48V47H69ZM71 48H72V46H71ZM70 48V49H71ZM225 48H226V46H225ZM242 47H240V51L242 50L241 49ZM30 49H32V48H30ZM35 49V48H34ZM50 49V48H49ZM50 49V50H51ZM57 49H59V46H58V48ZM60 49V50H61ZM82 49V48H81ZM204 49V48H203ZM202 49V50H203ZM238 49H239V47H238ZM36 50H38V49H36ZM35 50V51H36ZM60 50H58L59 52H60ZM64 50V49H63ZM73 50V49H72ZM79 50V49H78ZM87 50H85V51H87ZM213 50H215V51H217V53H218V48L217 49H213ZM212 49H211V51L210 52H212L213 51ZM245 50H244V52H245ZM0 51H1V49H0ZM5 51V50H4ZM14 51H16V50H14ZM39 51H40V49H39ZM43 51H45V49L43 50ZM47 51H49V50H47ZM52 51V50H51ZM57 51V50H56ZM62 51V50H61ZM84 51V52H85ZM93 51V50H92ZM215 51H214V53L213 54H215ZM222 51V50H221ZM224 51V50H223ZM238 52H239V50H237ZM9 52V51H8ZM11 52H13V50L11 51ZM19 52V51H18ZM30 53H31V50L29 51ZM37 52V51H36ZM50 52V51H49ZM58 52V53H59ZM64 52V51H63ZM68 52V51H67ZM75 52H77L76 51V49H75ZM74 52V53H75ZM81 52H82V50H81ZM209 52V53H210ZM227 52V51H226ZM225 51L224 52H222L221 53V55L219 54V56H223V53H226ZM1 53V52H0ZM14 53V52H13ZM17 53V52H16ZM53 53V52H52ZM57 53V54H58ZM65 53V52H64ZM70 53H72L73 54V52H70ZM87 53V52H86ZM206 53V52H205ZM219 53H220V51H219ZM240 53V52H239ZM247 53V52H246ZM245 53V54H246ZM7 54V53H6ZM9 54V53H8ZM11 54V53H10ZM18 54H20V52L18 53ZM37 54V53H36ZM35 54V55H36ZM41 54V53H40ZM44 54V53H43ZM46 54V53H45ZM55 55V56H58V57H61V56H59V55ZM60 54H63V53H60ZM66 54V53H65ZM65 54H63V55H65ZM68 54V53H67ZM228 54V53H227ZM244 54V53H243ZM14 55H15V53H14ZM33 55V54H32ZM34 55V56H35ZM38 55H39V53H38ZM48 55H49V53H48ZM47 55V56H48ZM75 55V54H74ZM80 55V54H79ZM78 55V56H79ZM91 55L93 56V54L91 53ZM231 55V54H230ZM238 55V54H237ZM241 54H239V56H240ZM251 55H253V54H251ZM5 56V55H4ZM8 56V55H7ZM10 56L11 55H9V58H10ZM17 56V55H16ZM45 56V55H44ZM43 56V57H44ZM69 56V55H68ZM77 56V57H78ZM226 56V58L228 57L227 55H225ZM232 57H233V55H231ZM243 56V55H242ZM241 56V57H242ZM15 57V56H14ZM36 57H38V56H36ZM35 57V59H37ZM65 57V56H64ZM62 58L63 60L66 58ZM70 57V56H69ZM74 57V56H73ZM75 57H76V55H75ZM74 57V58H75ZM81 57V56H80ZM88 57V56H87ZM91 57V56H90ZM89 57V58H90ZM210 57V56H209ZM209 57H208V59H209ZM224 57V56H223ZM8 58V57H7ZM12 58V57H11ZM40 58H41V56H40ZM40 58H39V60H40ZM60 58V59H61ZM71 58V57H70ZM69 58V59H70ZM84 58H85V56H84ZM91 58H93V57H91ZM91 58H90V60H91ZM93 58V59H94ZM211 58H212V53H211ZM210 58V59H211ZM215 58V57H214ZM213 58V59H214ZM216 58H217V56H216ZM240 58V57H239ZM57 59V58H56ZM68 59V58H67ZM76 59V58H75ZM81 59V58H80ZM228 59V58H227ZM233 59V58H232ZM231 59V60H232ZM242 59V58H241ZM14 61H15V59H13ZM43 60H44V58H43ZM42 60V61H43ZM52 60V59H51ZM58 60H59V58H58ZM62 60V61H63ZM74 60V59H73ZM85 60H87L86 58H85ZM219 60V59H218ZM224 60H225V58H224ZM234 60H235V57H234ZM244 59H242V61H243ZM11 61V63H12V60H10ZM17 61V60H16ZM15 61V62H16ZM19 61V60H18ZM36 61V60H35ZM38 61V60H37ZM41 61V60H40ZM50 61V60H49ZM53 61V60H52ZM61 61V62H62ZM67 61H70V60H67ZM66 61V62H67ZM83 61V60H82ZM212 61H214V60H212ZM215 61H216V59H215ZM219 61V62H220ZM239 61V60H238ZM237 61V62H238ZM242 61H239V64L242 62ZM15 62H14V64H15ZM20 62V61H19ZM51 62V61H50ZM56 62H58V61H56ZM60 62V63H61ZM75 63V61H70V63ZM76 62H78L79 63V61H77L76 60ZM85 61H83V63H84ZM88 62H90V61H86V63L88 64ZM218 62V61H217ZM228 62V61H227ZM230 62V61H229ZM228 62V63H229ZM235 62H236V60H235ZM22 63V62H21ZM20 63V64H21ZM45 63V62H44ZM43 63V64H44ZM60 63H58V64H60ZM68 63V62H67ZM66 63V64H67ZM80 63H82V62H80ZM92 63V62H91ZM243 63V62H242ZM13 64V63H12ZM23 64V63H22ZM41 64V63H40ZM49 65H50V63H48ZM48 64H46V65H48ZM55 64H57V63H53V65H55ZM62 64L64 65V62H62L60 65L62 66ZM85 64V63H84ZM216 64V63H215ZM218 64V63H217ZM231 65L232 64H234V63H230ZM238 64V63H237ZM18 64L16 63V66H17ZM35 65V64H34ZM37 65H39V64H37ZM42 65V64H41ZM52 65V66H53ZM90 65V64H89ZM219 65V64H218ZM218 65L217 66H215V67H217L218 68ZM243 65V64H242ZM24 66V65H23ZM43 66V65H42ZM41 66V67H42ZM57 66V65H56ZM59 66V65H58ZM57 66V67H58ZM73 66L74 65H72V68H73ZM76 66V65H75ZM75 66H74V68H75ZM77 66H79L78 64H77ZM84 66V65H83ZM82 66V67H83ZM85 66H88V65H86L85 64ZM94 66V65H93ZM221 66H219V67H221ZM238 66V65H237ZM244 66H246L245 65V62H244ZM15 67V66H14ZM38 67V66H37ZM63 67V66H62ZM68 67H69V65H68ZM80 67H81V65H80ZM81 67V68H82ZM88 67H90V66H88ZM95 68H97V66H94ZM93 67V68H94ZM233 67V68H232ZM232 69L234 70H236V71H233V74L232 75H234V76H236V77H238V79H239V76L238 75H240V74H242V72H243V74L247 71V68H246V70H245V68H244V70H245V72L242 70V72L239 74V73H237V71H239V70H237L238 68H236V65H232ZM239 67H241V66H239ZM251 67H254V66H250V68ZM256 67V66H255ZM18 68H20L19 67V65H18V67H17V69ZM21 68H23L22 67V65H21ZM20 68V69H21ZM24 68H26V67H24ZM49 68H50V66H49ZM53 68V67H52ZM52 68L50 69L51 70V72H52ZM80 68V69H81ZM264 68V67H263ZM45 69V68H44ZM53 69H57L56 67L55 68H53ZM63 69V71H64V69H68L67 67L65 68V67H63L62 68ZM79 69V70H80ZM87 70H88V68H86ZM91 69V68H90ZM241 69H242V67H241ZM252 69V68H251ZM262 68H258V70H261ZM25 70V69H24ZM23 70V71H24ZM49 70V71H50ZM85 70V69H84ZM86 70V71H87ZM94 70V69H93ZM256 70V69H255ZM20 71V70H19ZM36 71V70H35ZM39 71V70H38ZM38 71H37V74H38ZM41 71V70H40ZM54 72H55V70H53ZM63 71H62V74H66V73H68V72H66V73H63ZM66 71V70H65ZM86 71H84V73L87 75V73H86ZM91 71V70H90ZM99 70H97L96 69V71H94V72H98ZM252 71V70H251ZM257 71V70H256ZM54 72H52V74L54 73ZM60 72H61V70H60ZM70 72V71H69ZM80 72H82V70L81 71H79V74H81ZM100 72H102L103 73V70L102 71H100ZM247 72H249V69H248V71ZM253 72V71H252ZM258 72V71H257ZM260 72V71H259ZM46 73V72H45ZM71 73V72H70ZM74 73H75V70H74ZM78 73V72H77ZM90 73V72H89ZM251 73V72H250ZM263 73H264V70H263ZM21 74V73H20ZM25 74V73H24ZM40 74H41V72H40ZM47 74H48V72H47ZM58 74H60V73H58ZM83 74V73H82ZM91 74V73H90ZM255 74V73H254ZM262 74V73H261ZM28 75V74H27ZM42 75V74H41ZM46 75V74H45ZM45 75L43 76V77H45ZM49 75H51V74H48V76ZM54 75H57L56 73L54 74ZM71 75V74H70ZM69 75V76H70ZM72 75H73V73H72ZM76 75V74H75ZM74 75V76H75ZM93 75V74H92ZM101 75H103V74H100V76ZM103 75V76H104ZM245 75V74H244ZM263 75L264 74H262V76L260 75V76H257V80L256 81H260L261 79H264L263 78ZM21 76V75H20ZM23 76V75H22ZM26 76V75H25ZM47 76V75H46ZM61 76H64V75H61ZM61 76H60V78H61ZM69 76H67V78L69 77ZM77 76V75H76ZM79 76V75H78ZM77 76V77H78ZM84 76V75H83ZM91 76V75H90ZM89 76V77H90ZM94 76H95V74H94ZM98 76V75H97ZM234 76L232 77V79L234 78ZM251 76H253L252 74H251ZM255 76H256V74H255ZM53 77H57V76H53ZM53 77H52V79H53ZM66 77V76H65ZM81 78H82V76H80ZM86 77V76H85ZM93 77V76H92ZM242 77H243V75H242ZM246 77H248L247 76V74H246ZM40 78H41V76H40ZM59 78V77H58ZM64 78V77H63ZM70 78V77H69ZM71 78H72V76H71ZM76 78V77H75ZM99 78V77H98ZM98 78H96V79H98ZM227 78H229V75H228V77ZM226 78V79H227ZM231 78V77H230ZM240 78H241V76H240ZM252 78V77H251ZM251 78H250V81L252 82V80H254V79H252L251 80ZM45 79V78H44ZM51 79V78H50ZM50 79L49 80H47V81H50ZM54 79H57V78H54ZM77 79H79V78H77ZM95 79V80H96ZM101 79H103V77L101 78ZM225 79V78H224ZM236 79V78H235ZM63 80V79H62ZM70 80H72V79H70ZM80 80V79H79ZM83 79H81L80 80V82L82 81ZM85 80V79H84ZM95 80H93L94 82H95ZM249 80V79H248ZM40 81V80H39ZM46 81V80H45ZM59 82V79H57L56 80V82ZM65 81V80H64ZM101 81V80H100ZM100 81H98V82H100ZM106 81V80H105ZM246 81H247V79H246ZM44 82V81H43ZM53 82V81H52ZM63 81H60V83H62ZM68 82V81H67ZM72 81H70V82H68V83H71ZM91 82H92V79H91ZM93 82V83H94ZM97 82V81H96ZM102 82V81H101ZM255 82V81H254ZM253 82V83H254ZM42 83V82H41ZM50 83V82H49ZM66 83V82H65ZM74 83V82H73ZM77 83H78V81H77ZM77 83H76V85H77ZM85 83V82H84ZM84 83H83V85H84ZM87 83V82H86ZM85 83V84H86ZM260 83V82H259ZM259 83H256L257 85L259 84ZM45 84V83H44ZM89 84V83H88ZM91 84V83H90ZM96 83H94V85H95ZM222 84V83H221ZM224 84V83H223ZM263 85H264V83H262ZM262 84H259V85H262ZM42 85V84H41ZM53 85V84H52ZM57 85V84H56ZM65 85H67V84H65ZM71 85V84H70ZM72 85H75V84H72ZM71 85V86H72ZM80 85V84H79ZM82 85V84H81ZM100 85V83L98 84V86ZM254 87H252V86ZM50 86V85H49ZM68 86V85H67ZM70 86V87H71ZM78 86V85H77ZM76 86V87H77ZM85 86V89H86V87H87V85H84ZM83 86V87H84ZM89 86V85H88ZM97 86V88H99ZM104 86V85H103ZM220 86V85H219ZM218 86V87H219ZM223 86V85H222ZM43 87V86H42ZM51 87H54V86H51ZM66 87V86H65ZM65 87H62V88H64L65 89ZM79 88H80V86H78ZM77 87V88H78ZM83 87H81L82 89H83ZM263 87V86H262ZM47 88H48V90H50L49 89V87H48V85H47ZM47 88H46V91H47ZM68 88V87H67ZM78 88V89H79ZM89 88V87H88ZM90 88H91V85H90ZM96 88V89H97ZM221 88V87H220ZM220 88H219V90H220ZM258 88V87H257ZM84 89V92H83V95H84V93H87V91ZM259 89H261V87L259 88ZM39 91H40V89H38ZM70 90V89H69ZM88 90V89H87ZM90 90V89H89ZM88 90V91H89ZM95 90V89H94ZM258 90V89H257ZM262 90V89H261ZM261 90H259V92H262ZM26 91H27V89H26ZM29 91V90H28ZM37 91V90H36ZM36 91H34V92H36ZM42 91V90H41ZM62 91H66V90H63L62 89ZM74 91V90H73ZM73 91H71V92H73ZM76 91V90H75ZM74 91V92H75ZM80 91V90H79ZM86 91V92H85ZM91 91V90H90ZM96 91H98V89L96 90ZM221 91V90H220ZM94 92V91H93ZM100 92H98V93H100ZM216 92V91H215ZM219 92V91H218ZM223 92H222V94H223ZM27 93V92H26ZM32 93V91L29 93V94H31ZM41 93V92H40ZM40 93L38 94V95H40ZM67 93H68V91H67ZM81 93V92H80ZM79 93V95H81ZM257 93V92H256ZM255 93V94H256ZM33 94V93H32ZM42 94V93H41ZM75 94V93H74ZM73 94V95H74ZM254 94V95H255ZM28 95V94H27ZM26 95V96H27ZM38 95L36 96V98L38 97ZM87 95V94H86ZM90 95L91 94H89V97H90ZM96 95H97V93H96ZM96 95H95V97H96ZM208 95V96H207ZM224 95H225V93H224ZM227 95V94H226ZM257 96H258V94H256ZM33 96H34V94H33ZM34 96V97H35ZM40 96H42V95H40ZM39 96V97H40ZM75 96V95H74ZM77 96V95H76ZM82 96V95H81ZM94 96V95H93ZM119 97L120 98V100H118L115 104H114V100H113V98L112 97ZM220 96H221V94H220ZM257 96H256V98H257ZM259 96H260V93H259ZM262 96V95H261ZM28 97H29V95H28ZM73 97V96H72ZM96 97V98H97ZM31 98V97H30ZM33 98V97H32ZM43 98V96L41 97V99ZM82 98V97H81ZM86 98H88V97H86ZM91 98V97H90ZM96 98H93V100L92 101H94V99H96ZM249 98V99H248ZM27 99V98H26ZM46 99H47V96H46ZM45 99V100H46ZM257 99H259V98H257ZM262 99H264L263 97H262ZM36 100V99H35ZM43 100V99H42ZM222 100H223V98H222ZM251 100V99H250ZM254 100H256V99H254ZM36 101H38V99L36 100ZM41 101V100H40ZM39 101V102H40ZM44 101V100H43ZM48 101V100H47ZM113 101V103H112V105H111V102ZM116 101V100H115ZM192 101H198V107H200L199 106V104L200 103H202V104H204L205 106H206V108L207 107H210L209 109H207V111H209L212 107L214 108V110L216 111L217 109H218V111L219 112H221V110L223 111L222 112V114L224 113V116L226 117V118H222L221 116H219V117H221V119H226L224 122L225 123H223V124H221V125H217L216 124V122H215V119L213 118V117H209V119H208V121L206 120H204V121H201L200 119H198V118H200V117H198V114H199V112H202L203 111V109H202V111H201V108H198V111L196 112V111H194V110H192V111H194V112H196V114L194 113V120L192 119V120H190V117L189 118H187V116H186V118H185V116L183 115V111L185 110V109H187V108H189V106L190 105H192L193 107L195 106V105H193V103H192ZM225 101H223L224 103H225ZM260 101H261V97H260V100H259V103H260ZM200 102V103H199ZM219 102V103H218ZM222 102V101H221ZM223 102H222V104H223ZM253 102V101H252ZM255 102V101H254ZM262 102V101H261ZM41 103H43V102H41ZM40 103V104H41ZM48 103V102H47ZM46 103V104H47ZM50 103L48 104V105H50ZM192 103V104H191ZM258 103V104H259ZM264 103V102H263ZM32 104H33V102H32ZM196 104V103H195ZM220 104V105H219ZM252 104V103H251ZM255 105H257V102L256 103H254ZM34 105V104H33ZM101 105H106L105 107H103L102 108V106ZM203 105V107H205ZM261 104H259L258 106H260ZM264 105V104H263ZM37 106H38V104H37ZM197 106V105H196ZM202 106V105H201ZM258 106H256V107H258ZM35 107H36V105H35ZM39 107V106H38ZM41 108H42V106H40ZM44 107V106H43ZM48 107V106H47ZM193 107H191V109L193 108ZM250 107H251V105H250ZM250 107H249V110H251L250 109ZM255 107V106H254ZM261 108H262V106H260ZM205 108V109H206ZM212 108V109H213ZM39 109V108H38ZM46 109V108H45ZM48 109V108H47ZM50 109V108H49ZM110 109V108H109ZM200 109V110H199ZM258 109V108H257ZM40 110V109H39ZM38 110V111H39ZM249 110H247V112L249 111ZM252 110H253V108H252ZM251 110V111H252ZM256 110V109H255ZM255 110H253V111H255ZM37 111V112H38ZM41 111V110H40ZM39 111V112H40ZM46 111V110H45ZM207 111L205 112V113H207ZM262 111V110H261ZM38 112V113H39ZM48 112H50L51 113V111H48ZM47 112V113H48ZM109 112H107V114L109 113ZM186 111H184V113H185ZM219 112H217V113H219ZM259 112V111H258ZM262 112H264V111H262ZM41 113V112H40ZM43 113V112H42ZM57 113H54V114H57ZM67 114L66 116L64 115H62L64 118H66L68 115H70V114ZM72 113V112H71ZM72 113V114H73ZM187 113V112H186ZM214 113V112H213ZM249 113V112H248ZM250 113H252V112H250ZM249 113V114H250ZM256 113H257V110H256ZM260 113V112H259ZM53 114V115H54ZM106 114V113H105ZM189 114V113H188ZM192 114V113H191ZM203 114H204V111H203ZM202 114V115H203ZM207 114H211V113H207ZM247 114V113H246ZM41 115V114H40ZM45 116L47 115L46 114V112H45V114H44ZM215 115V113L214 114H212V116H214ZM219 115V114H218ZM221 115V114H220ZM248 115V114H247ZM252 115V114H251ZM256 115V114H255ZM258 115V114H257ZM263 115V114H262ZM36 116V115H35ZM109 116H110V114H109ZM132 116H133V114H132ZM132 116H130L131 118H132ZM216 116V115H215ZM223 116V115H222ZM244 116H246V115H244ZM252 116H254V114L252 115ZM260 116H261V114H260ZM50 117H51V115H50ZM50 117H48V118H50ZM54 117H55V115H54ZM70 117V116H69ZM71 117H73V116H71ZM203 117V116H202ZM205 117V116H204ZM203 117V118H204ZM258 117V116H257ZM264 116H262V118H263ZM45 118V117H44ZM43 118V119H44ZM47 118V116H46V118L45 119H48ZM58 118H60V116L58 117ZM57 118V115H56V119H58ZM62 118V117H61ZM60 118V120H55V119H52L53 121H51L52 123L54 122V120L56 121V126H57V128L58 127H61L62 126V122H61V119ZM130 118V119H131ZM133 118H137L136 116L135 117H133ZM217 118H218V116H217ZM247 118V117H246ZM251 118V117H250ZM39 119H41V117H39ZM69 119V118H68ZM73 119V118H72ZM196 119V120H195ZM204 119H206V118H204ZM219 119V118H218ZM249 119V118H248ZM256 119H258V118H256ZM255 118L253 119V120H256ZM36 120H38V119H36ZM50 120V119H49ZM64 121H65V119H63ZM75 120L76 119H74V122L73 121H69V123L70 122H73V123H75ZM129 120V119H128ZM132 120V119H131ZM131 120H130V122H131ZM217 120V119H216ZM220 120V119H219ZM218 120V121H219ZM245 120V119H244ZM247 120V119H246ZM252 120V119H251ZM250 120V121H251ZM252 120V121H253ZM45 121V120H44ZM135 121V120H134ZM222 121V120H221ZM220 121V122H221ZM249 121V120H248ZM250 121L249 122H247V123H250ZM258 121H260L259 119H258ZM37 122V121H36ZM36 122H31V123H33V124H35ZM49 123V124H47V123H45V124H47V126L48 125H50V124H52V123ZM66 122H68V121H66ZM136 122H138V120L137 121H135V123ZM140 122V121H139ZM142 122H140L141 123V125H142ZM246 122V121H245ZM254 122V121H253ZM256 122V121H255ZM263 122V121H262ZM64 123V122H63ZM122 123H124L123 121L121 122V124H119V129H120V125H122ZM243 123V122H242ZM246 123V124H247ZM258 123V122H257ZM260 123V122H259ZM258 123V124H259ZM264 123V122H263ZM263 123H261V124H263ZM39 124V123H38ZM41 124H44V123H41ZM65 124H67V123H65ZM65 124H63V125H65ZM75 124H77V123H75ZM128 124H129V121H128ZM127 124V125H128ZM132 124H134V122L132 123ZM131 124V125H132ZM252 124V123H251ZM250 124V125H251ZM254 124V123H253ZM258 124L256 125V126H258ZM40 125V124H39ZM69 125H71V123L69 124ZM68 125V126H69ZM79 125V124H78ZM126 125V126H127ZM139 125V124H138ZM137 125V123H136V126H138ZM260 125V124H259ZM47 126H45L44 125V128H46ZM53 126V125H52ZM68 126H67V130H68V133L71 131H69V129H68ZM72 126V125H71ZM77 126V125H76ZM76 126H75V128H76ZM123 126V125H122ZM140 126V125H139ZM138 126V127H139ZM145 126V125H144ZM232 126H234V125H232ZM251 126H254V125H251ZM256 126H254L255 127V129L257 128ZM34 127H36V124L32 127V128H34ZM39 127H41V126H39ZM38 127V128H39ZM43 127V126H42ZM128 127V126H127ZM141 127H143V125L141 126ZM235 127V126H234ZM242 127V126H241ZM240 127V128H241ZM248 127H249V125H248ZM261 127H264V125H261ZM43 128V129H44ZM62 128V127H61ZM64 128H66V127H64ZM64 128H62V129H64ZM79 128V127H78ZM123 128V127H122ZM121 128V129H122ZM124 128H125V126H124ZM124 128H123V130H124ZM131 128L133 129V127L131 126ZM135 128H137V127H135ZM134 128V129H135ZM230 128V127H229ZM232 128V127H231ZM236 128H238V126L237 127H235V129ZM239 128V129H240ZM245 128V127H244ZM42 129V128H41ZM41 129H40V131H41ZM47 129H48V127H47ZM54 129H56L55 128V126H54V128H53V131H54ZM70 129H73L72 131H74V127H70ZM121 129H120V131H121ZM133 129V130H134ZM137 129H142V128H137ZM136 129V130H137ZM233 129V128H232ZM246 130H247V128H245ZM249 129V128H248ZM254 129V128H253ZM252 129V130H253ZM255 129L253 130V133L255 132ZM258 129H259V127H258ZM30 130V129H29ZM32 130H34V129H32ZM36 130H38V129H36ZM57 130V129H56ZM61 130V129H60ZM126 131H127V129H125ZM139 130V131H140ZM143 130H145V129H143ZM237 130V129H236ZM250 130H251V128H250ZM264 130V129H263ZM40 131H38V132H40ZM59 131V130H58ZM65 132H66V130H64ZM64 131H63V135H64V137L68 134H64ZM76 131H77V129H76ZM129 131H130V129H129ZM150 131V130H149ZM186 131V132H185ZM243 131V130H242ZM245 131V130H244ZM28 132V131H27ZM31 132H33V131H31ZM31 132L30 133H28L29 135L31 134ZM42 132V131H41ZM40 132V133H41ZM46 132V131H45ZM48 132V131H47ZM55 132V131H54ZM53 132V133H54ZM138 132V131H137ZM140 132H142V131H140ZM139 132V133H140ZM144 132V134H147L148 135V130H147V133H145L146 131H143ZM154 132V131H153ZM162 132V131H161ZM238 132H239V130H238ZM237 132V133H238ZM240 132H241V130H240ZM264 132V131H263ZM53 133H52V135H53ZM58 133V132H57ZM72 133H74V132H72ZM80 133H78V135L80 134ZM130 133V132H129ZM136 133V131L134 132V134ZM152 133V132H151ZM150 132H149V134H151ZM181 133L179 134L180 136H181ZM234 133H236V131L234 130ZM242 133V132H241ZM250 133H252V131L250 132ZM251 134V135H255V134ZM43 133H41V135H42ZM47 134V133H46ZM59 134H60V132H59ZM61 134H62V131H61ZM70 135H71V132L69 133ZM76 134V133H75ZM126 134H128V132L126 133ZM131 134H133V132H132V130H131ZM131 134L129 135L130 137H131ZM133 134V135H134ZM142 134V133H141ZM153 134V133H152ZM151 134V135H152ZM156 134H158V133H156ZM160 134V133H159ZM247 133H245V135H246ZM258 134H259V132H258ZM36 135V134H35ZM39 135V134H38ZM44 135V134H43ZM55 135H57V134H55ZM55 135H53V136H55ZM70 135L68 136L67 135V138H66V140H68L69 138L68 137H70ZM77 135V134H76ZM132 135V136H133ZM154 135V134H153ZM179 135H177L179 138H180V136ZM239 135H240V133H239ZM262 136L264 135V134H261ZM31 137H32V139L34 138L32 135H30ZM58 136V135H57ZM62 136V135H61ZM127 136V135H126ZM139 136H142V135H139ZM155 137L156 136H158V135H154ZM162 137L164 136V135H161ZM242 136H243V134H242ZM250 136V135H249ZM42 136H40L39 138L40 139H42L41 138ZM63 137V136H62ZM73 137V136H72ZM75 137V136H74ZM123 137V138H122ZM129 137V138H130ZM144 137V136H143ZM143 137H141V138H139L138 137V135H136V136H134L133 138H131V139H127L126 137H125V140L127 139V140H130V142H131V145H132V148L134 149V148H136V150L135 151H137L138 153H137V157H138V161L136 160L135 161V163H136V172L141 176V178L143 177V178H145L146 179V181L148 182V184H149V187L155 192V193H157V195H159L160 196V194H158V193H161V191L163 190V188H162V186H161V190H160V186H159V182L160 181H158V177H155V176H153L152 175V173L150 172V170H149V168L150 167H148V166H150L151 165V162H150V165H147V163L148 162H146V160H145V158L143 159V157H142V155L144 156V154L142 153L144 150H143V147H142V145L144 146V144H142L141 145V148H142V150L140 151L139 149H137V148H140V142H142V138ZM147 138H148V136H146ZM150 137H152V136H150ZM184 137V136H183ZM252 137V136H251ZM28 138V137H27ZM54 138V137H53ZM159 138V137H158ZM161 138V137H160ZM159 138V139H160ZM164 138L165 137H163L162 138V140H164ZM193 138V137H192ZM191 138V139H192ZM239 138V137H238ZM245 138V137H244ZM255 138V137H254ZM253 138V139H254ZM257 138H259V137H257ZM262 139H264L263 137H261ZM36 139V138H35ZM45 139V138H44ZM47 139V138H46ZM59 139V138H58ZM73 139V138H72ZM75 139H76V137H75ZM83 139V138H82ZM81 139V140H82ZM85 139H86V137H85ZM107 139V140H108ZM146 139V138H145ZM144 139V140H145ZM156 139V138H155ZM180 139H182V138H180ZM247 139V138H246ZM245 139V140H246ZM250 139V138H249ZM29 140H30V138H29ZM34 140V139H33ZM37 140V139H36ZM51 140V139H50ZM70 140V139H69ZM90 140H94V139H90ZM100 140V139H99ZM102 140H104L103 138H102ZM101 140V141H102ZM106 140V139H105ZM104 140V141H105ZM109 140H111V139H109ZM117 140V141H118ZM124 140V141H125ZM141 140V141H140ZM153 140V139H152ZM161 140V141H162ZM194 140V139H193ZM196 140V139H195ZM196 140V141H197ZM238 140V139H237ZM245 140H243V141H245ZM252 140V139H251ZM255 140H256V138H255ZM31 141V140H30ZM35 141V140H34ZM39 141H41V140H39ZM46 143H47V141L46 140H44ZM64 140H62V141H60L61 143L63 142ZM78 141V140H77ZM84 141V140H83ZM87 141V140H86ZM89 141V140H88ZM98 141V140H97ZM122 141V140H121ZM151 141V140H150ZM157 141V140H156ZM155 141V143H159V142H156ZM164 141H166V140H164ZM189 141V140H188ZM191 142H193L192 140H190ZM239 141H240V138H239ZM241 141H242V139H241ZM254 141V140H253ZM257 141V140H256ZM259 141H261V139H259ZM264 140H262L261 142H263ZM53 142V141H52ZM55 142H56V140H55ZM59 142V143H60ZM90 142V141H89ZM88 142V143H89ZM95 142V141H94ZM100 142V141H99ZM99 142H97V143H99ZM108 142V141H107ZM119 142V141H118ZM129 142V141H128ZM128 142L127 143H125V144H128ZM145 142H149V141H147V140H145ZM153 142V141H152ZM247 142L248 141H246V145H247ZM34 143V142H33ZM38 143H40V142H38ZM43 142H41V144H42ZM50 143V142H49ZM48 143V144H49ZM54 143V142H53ZM67 143V142H66ZM66 143H65V141H64V143L62 144V145H64V146H66ZM77 144H78V142H76ZM75 143V144H76ZM81 142H79V144H80ZM104 143H106V142H104ZM109 143V142H108ZM107 143V144H108ZM111 143H113V142H111ZM140 143V144H139ZM142 143H144V142H142ZM182 143L179 145V147L178 148H180V147H183V146H185V145H183V146H181L182 145ZM193 143H196V142H193ZM192 143V145H194ZM240 143V142H239ZM242 143V142H241ZM249 143H251V144H253V142L251 141H249ZM258 143H260V142H258ZM257 143V144H258ZM35 144H36V142H35ZM68 144V143H67ZM74 146L75 144H73V142L71 143L70 142V146L72 147V145ZM92 144V143H91ZM103 144V141L101 142V145ZM116 144V143H115ZM119 144V143H118ZM121 144H123L124 145V143H121ZM120 144V145H121ZM153 144V143H152ZM165 144H166V142H165ZM165 144H164V146H165ZM171 144V146H173ZM189 144H190V142H189ZM244 144H245V142H244ZM244 144H240V145H244ZM251 144H249V147H250V145ZM50 145V144H49ZM52 145V144H51ZM56 145V144H55ZM60 145V144H59ZM95 145V144H94ZM97 145V144H96ZM99 145V144H98ZM111 145V144H110ZM129 145V144H128ZM147 145V144H146ZM163 145V143L161 142V146ZM188 145V144H187ZM201 145V146H202ZM254 145V144H253ZM260 145V144H259ZM259 145H257L258 146V148H257V150L258 149H261L263 146L262 145H264V143L261 145V147H259ZM38 146V145H37ZM44 146V145H43ZM45 146H46V144H45ZM61 146V145H60ZM67 146H69V144L67 145ZM66 146V147H67ZM76 146V145H75ZM118 146V145H117ZM117 146L115 147V148H117ZM125 146V145H124ZM127 146V145H126ZM196 146V145H195ZM200 145H199V143H198V148H200L199 147ZM252 146V145H251ZM41 147H42V145H41ZM56 147V146H55ZM54 147V145H53V148H55ZM63 147V146H62ZM102 147V146H101ZM110 147V146H109ZM112 147H113V145H112ZM156 147V146H155ZM167 146H165V148H166ZM170 147V146H169ZM169 147H167V149L169 148ZM189 147V146H188ZM188 147L186 146V149H188ZM254 147V146H253ZM45 148H47V147H45ZM61 148V147H60ZM65 148V147H64ZM64 148H62V149H64ZM76 148V147H75ZM97 148H98V146H97ZM96 148V149H97ZM108 148V147H107ZM106 148V149H107ZM150 148H151V145H150ZM149 148V149H150ZM153 148H154V146H153ZM158 148L159 147H157V150H158ZM162 149V151H163V149L165 150V148L164 147H161ZM172 148V147H171ZM241 148V147H240ZM246 148L248 149V147L246 146ZM264 148V147H263ZM66 149V148H65ZM64 149V151L66 152V150ZM69 149V148H68ZM70 149H72V148H70ZM69 149V150H70ZM74 149V148H73ZM80 149V148H79ZM89 149H90V146H89ZM92 149V148H91ZM90 149V150H91ZM110 149V148H109ZM114 149V148H113ZM145 149V148H144ZM182 148H180V150H181ZM190 149V148H189ZM192 149V148H191ZM194 149H197V148H195L194 147ZM252 149V151H253V148H251ZM51 150V149H50ZM53 150V149H52ZM57 150V149H56ZM68 150V152H70ZM78 150V147H77V149H76V151ZM95 150V149H94ZM116 150V149H115ZM118 150V149H117ZM121 150V149H120ZM124 150V149H123ZM128 150V149H127ZM129 150H131L132 151V149L131 148H129ZM147 149H145V153L147 152L146 151ZM151 150H153V149H151ZM156 150V149H155ZM159 150H160V148H159ZM160 150V151H161ZM174 150V149H173ZM177 150V149H176ZM183 150V149H182ZM202 150H203V148H202ZM242 150H244V149H242ZM241 150V152H243ZM263 150V149H262ZM53 151H55V149L53 150ZM53 151H52V153H53ZM60 151V150H59ZM58 151V152H59ZM81 151V150H80ZM91 151H93V150H91ZM96 151H98V150H95L94 152H95V154H97L96 153ZM100 151V153H101V151H103V149L101 150H99ZM105 151H107V150H105ZM135 151H132V152H134L135 154H136V152ZM149 151V150H148ZM161 151V152H162ZM170 150H168V152H169ZM175 151V150H174ZM179 151V150H178ZM187 151V150H186ZM185 151V152H186ZM193 151V150H192ZM191 151V152H192ZM196 151H198V150H196ZM195 151V152H196ZM206 151H208V150H205V152ZM248 151V150H247ZM56 152V151H55ZM79 152V151H78ZM110 152H112L111 150L109 151V152H107V153H105V155H102L103 157L104 156H109V154H110ZM113 152H114V150H113ZM122 152V151H121ZM124 152V151H123ZM151 152H153V151H151ZM159 152V151H158ZM167 151H165V153H166ZM177 152V151H176ZM182 152V154L184 153L183 151H181ZM180 151L178 152V153H181ZM188 152L189 151H187L186 152V156L188 155V157H189V154H188ZM194 152V153H195ZM202 153V155H203V151H201ZM215 152H213L214 154H215ZM240 152V151H239ZM253 152V153H254ZM258 152H262V151H258ZM257 152V153H258ZM67 153V152H66ZM71 153H73V150H72V152ZM75 153V152H74ZM83 153V152H82ZM100 153H98V155L97 156H100L99 154ZM115 153V152H114ZM114 153H113V155H114ZM117 153L119 154L120 152H116V154H115V156H117ZM125 154H126V152H124ZM133 153V154H134ZM163 153V152H162ZM162 153H160L159 155H161ZM171 153V152H170ZM196 153H198V152H196ZM216 153V154H217ZM263 153V152H262ZM54 154V153H53ZM60 154V153H59ZM63 153H61V155H62ZM68 154V153H67ZM85 154V152L83 153V155L80 153V154H78V156H80V155H82L83 157L84 156H86V154ZM131 154V153H130ZM147 154V153H146ZM191 154V153H190ZM192 154H193V152H192ZM199 154V153H198ZM240 154V153H239ZM250 154H252V152H250ZM259 154V153H258ZM60 155V156H61ZM66 155V154H65ZM64 154H63V156H62V159L64 158V156H65ZM77 155V154H76ZM75 155V156H76ZM112 155V154H111ZM150 155V154H149ZM148 155V156H149ZM166 155V154H165ZM164 155V156H165ZM168 155V154H167ZM174 155V154H173ZM173 155H172V157L171 158H173L174 159V157H173ZM179 155V154H178ZM181 155V154H180ZM201 155V156H202ZM237 155H238V153H237ZM241 155V157L243 156V154L241 153L240 154ZM240 155H239V157H240ZM58 156V154H56V157ZM73 156V155H72ZM75 156H74V159H75ZM96 156V155H95ZM101 156V157H102ZM115 156H112V157H114L115 158ZM131 156V155H130ZM147 156V157H148ZM153 156V155H152ZM158 156V155H157ZM163 156V155H162ZM175 156V155H174ZM177 156V155H176ZM185 156V157H186ZM245 156H246V154H245ZM244 156V157H245ZM252 156H254V154H252L251 156H250V158L252 157ZM256 156V157H257ZM55 157V158H56ZM59 157V156H58ZM110 157V156H109ZM109 157H108V159L107 160H109ZM118 157V156H117ZM122 157H126V156H122ZM146 157V156H145ZM150 157H151V155H150ZM169 157H170V155H169ZM190 157H191V159H193L192 158V156L190 155ZM193 157H195V156H193ZM196 157H198L197 155H196ZM206 157V159L208 158L205 154H204V156H202V158H201V160L203 159V158H205ZM213 157V156H212ZM216 157V156H215ZM238 157V156H237ZM243 157V158H244ZM255 157V156H254ZM60 158V157H59ZM77 158L78 157H76V159L74 160H72V161H76L77 160ZM90 158H92V155H91V157ZM96 158V157H95ZM99 158V157H98ZM154 158V157H153ZM153 158H149L148 157V159H150V160H152ZM161 158V157H160ZM183 157H181V159H182ZM198 158H200V155H199V157ZM253 158V157H252ZM252 158L250 159V161H249V163L252 161ZM84 159H85V157H84ZM84 159L82 160V162L84 161ZM110 159H111V157H110ZM116 159V158H115ZM114 159V160H115ZM126 159V158H125ZM131 159V158H130ZM134 159H135V156H134ZM134 159H132L133 161H132V163L134 162ZM156 159V158H155ZM157 159H159V157L157 158ZM172 159V160H173ZM180 159V158H179ZM184 159V158H183ZM245 159V158H244ZM248 159H249V157H248V155H247V158L245 159V160H247L248 161ZM255 160H256V158H254ZM65 160H68V158H66ZM86 160V159H85ZM100 160V159H99ZM103 160V159H102ZM129 160V159H128ZM145 160V161H144ZM160 160V159H159ZM163 160V159H162ZM161 160V161H162ZM166 160H168L167 158H166ZM171 160V161H172ZM188 160V163L190 162L189 161V159H187ZM198 160V159H197ZM197 160L194 162V164L196 163L197 164ZM200 160V159H199ZM208 160V159H207ZM207 160H205L204 159V161H205V165L207 164ZM62 161V160H61ZM60 161V162H61ZM71 161V162H72ZM92 161H93V158H92ZM101 161V160H100ZM122 161V160H121ZM130 161V160H129ZM174 161V160H173ZM180 161V160H179ZM194 161V160H193ZM203 161V160H202ZM204 161H203V163H204ZM218 161V160H217ZM59 162V163H60ZM68 162V161H67ZM70 162V163H71ZM77 162V161H76ZM76 162H74L75 164L74 165H76V164H78V162L76 163ZM96 162V161H95ZM99 162V161H98ZM103 162H104V160H103ZM113 162V161H112ZM125 162H127V161H125ZM125 162H124V164H125ZM153 162V161H152ZM157 161H155L154 163H152L153 165L152 166H154V164L156 163ZM160 162V161H159ZM158 162V163H159ZM163 162V161H162ZM162 162H161V164H162ZM169 162H170V160H169ZM168 162V165L170 164ZM175 162V161H174ZM173 162V163H174ZM176 162H177V160H176ZM192 162V161H191ZM258 162V161H257ZM66 163V162H65ZM81 163V162H80ZM88 163H90V162H88ZM92 163V162H91ZM97 163V162H96ZM96 163H94L93 162V164L96 166ZM106 163H107V161H106ZM115 163V162H114ZM120 163V162H119ZM131 163V162H130ZM166 163V162H165ZM178 163H182V162H178ZM185 163V162H184ZM184 163H182V164H184ZM198 163H199V161H198ZM201 163V162H200ZM209 163V162H208ZM211 163V162H210ZM251 163H253V162H251ZM256 163V162H255ZM45 164H47V163H45ZM64 164V163H63ZM85 164H87L86 162H85ZM97 164H99V163H97ZM101 164V163H100ZM104 163H102L101 164V167H102V165H103ZM110 164V163H109ZM113 164V163H112ZM117 164H118V160H117ZM129 164V163H128ZM177 164V163H176ZM181 164V165H182ZM187 164V163H186ZM254 164V163H253ZM61 165V164H60ZM67 165V164H66ZM74 165H72L73 167H75ZM80 165H82V164H80ZM92 165V164H91ZM105 165V164H104ZM103 165V166H104ZM114 165V164H113ZM116 165V164H115ZM132 165V164H131ZM134 165V164H133ZM132 165V166H133ZM174 165V164H173ZM178 165V164H177ZM176 165V166H177ZM191 165V164H190ZM199 165H201V164H199ZM210 165V164H209ZM212 165V166H213ZM254 165V166H255ZM65 166V165H64ZM68 166V165H67ZM69 166L71 167V165L69 164ZM69 166H68V169H69ZM90 165H88V167H89ZM117 166H119V165H116V169H117ZM120 166H122V165H120ZM132 166H131V168H132ZM135 166H133V169H134V167ZM156 166V165H155ZM154 166V168H152V170L153 169H155V168H157V167H155ZM163 166V168L165 167L164 166V164L163 165H161V167ZM175 166V165H174ZM179 166V165H178ZM197 166V165H196ZM201 166H203V168H204V165L202 164ZM201 166L199 167V168H201ZM253 166V167H254ZM66 167V166H65ZM65 167H63V168H65ZM84 167H86L85 165L83 166V168ZM108 167H109V165H108ZM110 167H111V165H110ZM113 167V166H112ZM111 167V168H112ZM115 167V166H114ZM113 167V169H115ZM170 167V166H169ZM173 167V166H172ZM183 167V165L181 166V168ZM188 167H190V166H188ZM192 167H194V165L192 166ZM198 167V166H197ZM196 167V168H197ZM206 167H207V165H206ZM62 168V167H61ZM78 168H79V166H78ZM77 168V169H78ZM92 168H94V167H92ZM91 168V169H92ZM111 168H110V170L109 171H111ZM163 168H161V169H163ZM176 169H177V167H175ZM178 168H180V167H178ZM184 168V167H183ZM195 168V167H194ZM193 168V169H194ZM195 168V170L197 171V169ZM208 168V167H207ZM209 168H210V166H209ZM220 168H223V169H226L227 171L226 172H220ZM249 168V169H248ZM73 169V168H72ZM76 169V170H77ZM81 169V168H80ZM96 168H94V170H95ZM109 169V168H108ZM161 169H160V171L158 170V169H156V170H158L159 172H158V174L161 172ZM170 169V168H169ZM168 169V170H169ZM173 169V168H172ZM185 169V168H184ZM183 169V170H184ZM187 169V168H186ZM190 169V168H189ZM206 169V168H205ZM248 169V170H247ZM64 170V169H63ZM65 170L67 171V168H65ZM64 170V172H66ZM75 170V171H76ZM79 170V169H78ZM85 171H86V169H84ZM192 170V169H191ZM207 170V169H206ZM208 170H210V169H208ZM207 170V171H208ZM222 170V169H221ZM69 171V170H68ZM74 169H73V171H72V173H70V174H73V176H74ZM85 171H83V172H85ZM88 171V170H87ZM89 171H90V169H89ZM92 171V170H91ZM90 171V172H91ZM133 171V170H132ZM173 171H175V169H173ZM177 171V170H176ZM192 171H194V170H192ZM191 171V172H192ZM224 171V170H223ZM64 172H63V174H64ZM70 172V171H69ZM68 172V173H69ZM82 172V173H83ZM107 173H108V171H106ZM116 172V171H115ZM134 172V171H133ZM135 172V173H136ZM162 172H163V170H162ZM162 172L160 173V174H162ZM166 171H164V173H165ZM172 172V171H171ZM181 172V171H180ZM179 172V173H180ZM190 172V171H189ZM188 171L185 173V174H187V173H189ZM200 172H202V171H200ZM206 172V171H205ZM250 173V175L249 174H247V173ZM81 172L79 171V174H80ZM89 173V172H88ZM117 173V172H116ZM163 173V174H164ZM173 173V172H172ZM183 173V172H182ZM182 173H180V174H182ZM195 173V172H194ZM197 173H198V171H197ZM76 174H77V172H76ZM113 174L115 175V173H114V171H113ZM112 174V176L111 177H113L114 175ZM137 174V175H138ZM155 174H157V172L155 173ZM154 174V175H155ZM169 174V173H168ZM185 174H184V176H185ZM193 174V173H192ZM196 174V173H195ZM202 174V173H201ZM204 174V173H203ZM65 175V174H64ZM78 175V174H77ZM84 175H85V173H84ZM136 175V176H137ZM173 175V174H172ZM171 175V176H172ZM175 175V174H174ZM173 175V176H174ZM236 175H239L238 176V180H237V178H236ZM66 176V175H65ZM69 176H71V175H69ZM87 176V175H86ZM85 176V177H86ZM90 176V175H89ZM135 176V175H134ZM157 176V175H156ZM165 176H167V174L165 175ZM172 176V177H173ZM181 176V175H180ZM180 176L178 177V178H180ZM184 176L182 175L181 177H183L184 178ZM187 176H189V174L187 175ZM192 176V175H191ZM203 176V175H202ZM201 176V177H202ZM205 177H207V174L206 175H204ZM204 176H203V178H204ZM235 176V177H234ZM76 177H78V176H76ZM110 177V178H111ZM115 177H117V175L115 176ZM163 177H164V175H163ZM198 177H200L199 175H198ZM209 177V176H208ZM239 177H240V179H239ZM65 178V177H64ZM64 178H63V180H64ZM69 178V177H68ZM68 178H65V179H67V181H68ZM71 178V177H70ZM70 178H69V180H70ZM109 178V179H110ZM137 178V177H136ZM160 178V177H159ZM166 178V177H165ZM175 178H176V175H175ZM189 179H190V177H188ZM188 178H184L185 180L186 179H188ZM196 178H197V175H196ZM195 178V179H196ZM234 178H236V179H234ZM72 179V178H71ZM73 179H75V176L73 177ZM113 179V178H112ZM118 179V178H117ZM116 179V180H117ZM139 179V178H138ZM166 179H168V178H166ZM171 179V178H170ZM193 179V178H192ZM115 180V179H114ZM120 180V179H119ZM143 180V179H142ZM165 180V179H164ZM172 180V179H171ZM173 180H174V177H173ZM179 180V179H178ZM183 180V179H182ZM203 180V181H204ZM235 180L237 181V182H235ZM110 181H112V180H110ZM141 181V180H140ZM167 181V180H166ZM65 182V181H64ZM118 182V181H117ZM120 182V181H119ZM172 182V181H171ZM171 182H169V183H171ZM175 182H177V180L175 181ZM180 182V186H182V183L181 182H183V183H185L186 181H179ZM194 182V181H193ZM192 182V183H193ZM196 180H195V185H197L198 186V184H196ZM262 182V181H261ZM65 183H67V182H65ZM112 183V182H111ZM121 183V182H120ZM131 183V182H130ZM129 183V181H128V184H130ZM161 183H162V181H161ZM168 182H165V184H167ZM173 183V182H172ZM189 183V182H188ZM188 183H185L186 185L188 184ZM241 183V182H240ZM237 184L238 186L239 185H241V184ZM263 183H264V181H263ZM125 185H126V183H124ZM132 184V183H131ZM133 184H135V183H133ZM145 184V183H144ZM163 184V183H162ZM177 184V183H176ZM175 184V185H176ZM111 185V184H110ZM143 185V184H142ZM146 185V184H145ZM145 185H143V186H145ZM171 185V184H170ZM185 185V186H186ZM260 185V184H259ZM131 186V185H130ZM147 186V185H146ZM145 186V187H146ZM164 186V185H163ZM174 186V184L172 185V187ZM178 186V185H177ZM180 186H178L179 188L178 189H180ZM184 186V185H183ZM189 186V185H188ZM247 186H249L250 187V185H247ZM251 186V187H252ZM261 186V185H260ZM125 187V186H124ZM123 187V184H121V188H124ZM132 187V189L134 188L133 187V185L131 186ZM170 187V188H169ZM168 188L169 189H171V186H169ZM192 187H194V185L192 186ZM196 187V186H195ZM243 187V186H242ZM242 187H240L239 188V190L242 188ZM254 187V186H253ZM255 187V188H256ZM261 187H263V186H261ZM90 188H91V186H90ZM89 188V189H90ZM167 188V189H168ZM186 188V187H185ZM185 188H184V190H185ZM188 188H190V187H188ZM199 188V187H198ZM236 188V189H235ZM126 189H127V186H126ZM125 189V190H126ZM129 189V188H128ZM131 189V188H130ZM149 189V188H148ZM166 189V188H165ZM174 189H175V187H174ZM187 189V188H186ZM243 189V188H242ZM261 189V188H260ZM122 190H124V189H122ZM135 190V189H134ZM134 190H132V191H134ZM172 191H174L173 189H171ZM182 190V189H181ZM181 190H177V191H180L181 192ZM187 190H190V189H187ZM244 190H246V188L244 189ZM254 189H252V191H253ZM256 190H258V189H256ZM127 191V190H126ZM148 191H150V190H148ZM168 191V190H167ZM167 191H166V194H169V193H167ZM170 191V190H169ZM168 191V192H169ZM191 191V190H190ZM203 191V190H202ZM238 190H236V192H237ZM247 191H248V189H247ZM246 191V192H247ZM259 191V190H258ZM125 192V191H124ZM130 192H131V190H130ZM129 192V193H130ZM186 192V191H185ZM240 192V191H239ZM246 192H245V194H246ZM249 192V191H248ZM251 192V191H250ZM254 192V191H253ZM253 192H251L250 193V195L253 193ZM69 193H71V192H69ZM73 193V192H72ZM146 193V192H145ZM175 193H176V191H175ZM200 193V194H199ZM255 193H257V191L255 192ZM66 195H67V193H65ZM131 194V193H130ZM166 194H164V197H165V195ZM171 194H172V192H171ZM174 194V193H173ZM172 194V195H173ZM178 194H179V192H178ZM181 194V193H180ZM186 194V193H185ZM241 194H244V193H242L241 192ZM254 194V193H253ZM72 195V194H71ZM70 194H69V200H70V196H71ZM75 195V194H74ZM77 195V194H76ZM149 195V194H148ZM151 195H152V193H151ZM150 195V196H151ZM154 195V194H153ZM163 195V194H162ZM171 195V197L173 198V196ZM175 195V194H174ZM247 195V194H246ZM246 195H244L245 196V199H246ZM248 195H249V193H248ZM255 195V194H254ZM146 196H147V194H146ZM149 196V197H150ZM154 196H156V195H154ZM239 196H241V195H239ZM258 196V195H257ZM71 197H73V196H71ZM75 197V196H74ZM171 197H169L168 196V198L169 199H171ZM175 197V196H174ZM176 197H178V195L176 194ZM175 197V199H177ZM243 197V196H242ZM256 197V196H255ZM166 198V197H165ZM240 198V197H239ZM247 198H250L249 196L247 197ZM261 198H264V196L263 197H261ZM73 199V198H72ZM71 199V200H72ZM75 199H79L78 197L77 198H75ZM169 199H168V202H169ZM236 199V200H235ZM259 199H260V197H259ZM74 200V199H73ZM162 200V199H161ZM174 199H172V200H170V202L172 201V202H174L173 201ZM234 200H235V202H237L236 204L239 206V207H235L234 209H233V212H234V210H235V214L233 213V216L231 217V222H230V224L228 223V220H227V224H229V226L228 227H224V224H226V219H227V217H226V219L224 220V218H223V215H222V213L225 211V210H227L228 209V206L229 205H231V203L233 204V203H235L234 202ZM240 200V201H241ZM75 201V200H74ZM74 201H73V203H71V204H74V205H76V203H74ZM115 201H117V200H115ZM150 200H148V202H149ZM155 201V200H154ZM165 201H166V199H165ZM251 201H253V199H251ZM250 201V202H251ZM255 201H256V198H255ZM260 201V200H259ZM69 202V201H68ZM67 201H66V203H68ZM76 202V201H75ZM78 202V201H77ZM153 202V201H152ZM152 202H150V203H152ZM181 201L179 200V203H180ZM183 202V201H182ZM264 202V201H263ZM263 202H255L256 204H258L259 203V205H258V207H259V209L257 210V213H256V216H255V218L257 219V223L259 224V223H263L264 222V204H263ZM117 203V202H116ZM115 203V204H116ZM119 203V202H118ZM159 203H160V201H159ZM166 202H164V204H165ZM177 203H178V201H177ZM178 203V204H179ZM251 203H254V202H251ZM250 203V204H251ZM260 203H262L261 205H260ZM110 205H112V203L110 202L109 203ZM148 205H149V203H147ZM154 204V203H153ZM163 203H160V205H162ZM168 204V203H167ZM166 204V205H167ZM235 204V205H236ZM79 205H80V203H79ZM83 205V204H82ZM82 205H80L81 207H82ZM85 205V204H84ZM92 205V204H91ZM110 205H108V206H110ZM151 205V204H150ZM149 205V207H151ZM155 205V204H154ZM169 205H171V203L169 204ZM177 205V204H176ZM234 205V204H233ZM234 205V206H235ZM68 206V205H67ZM73 206V205H72ZM95 206V205H94ZM168 206V205H167ZM174 206V205H173ZM180 206V205H179ZM251 206H255V205H251ZM86 207H87V209H88V206H87V204H86ZM85 207V208H86ZM93 207V206H92ZM148 207V208H149ZM153 207V206H152ZM151 207V209H153ZM155 207H156V205H155ZM154 207V208H155ZM163 207V206H162ZM164 207H166V206H164ZM189 207H193L192 209H190ZM255 207H257V206H255ZM255 207H252L253 209L255 208ZM71 208V207H70ZM91 207H89V209H90ZM94 208H96V207H93V209ZM125 208V207H124ZM236 208H237V212H236ZM251 208V207H250ZM78 209H79V207H78ZM81 209V208H80ZM84 208H82L81 210H83ZM86 209V210H87ZM100 210H101V207L99 208ZM127 209V208H126ZM129 209V208H128ZM156 209V208H155ZM165 209H167V208H165ZM173 210L175 209V208H172ZM229 209H231L232 210V208L230 207ZM228 209V210H229ZM85 210V211H86ZM91 210V209H90ZM96 210H98L97 208H96ZM157 210V209H156ZM171 210V209H170ZM172 210V211H173ZM176 210V209H175ZM174 210V211H175ZM250 210V209H249ZM255 210V209H254ZM79 211V210H78ZM94 212H95V209L93 210ZM126 211V210H125ZM130 212H131V210H129ZM169 211V210H168ZM168 211L166 212V213H168ZM256 211V210H255ZM80 212V211H79ZM89 212V211H88ZM93 212V213H94ZM98 212V211H97ZM129 212V213H130ZM151 212V211H150ZM153 213H154V210L152 211ZM170 212V211H169ZM189 212V213H190ZM229 212H231V211H229ZM246 212H248V213H252V214H250V215H252L251 217L248 215V213H246ZM89 213H91V212H89ZM92 213V214H93ZM125 213V212H124ZM123 213V214H124ZM127 213H128V210H127ZM126 213V214H127ZM134 212L132 211V213L131 214H133ZM148 215H149V212H146ZM176 213V212H175ZM81 214H85L84 213V210H83V213H81ZM86 214H87V212H86ZM144 214H145V212H144ZM155 214L157 215L158 213H156V211H155ZM170 214V213H169ZM224 214V213H223ZM231 214V213H230ZM246 214L248 215V217L246 216ZM128 215V214H127ZM171 215V214H170ZM173 216H174V214H172ZM179 215V214H178ZM185 215V214H184ZM188 214L186 213V215H185V217L187 216ZM189 215H191V214H189ZM225 215V214H224ZM226 215H228V214H226ZM85 217V215H82V217ZM125 216V215H124ZM129 216H130V214H129ZM135 217V214L134 215H132V217ZM152 216H154L153 214H151V216H148L147 218H149V217H152ZM160 216H161V214H160ZM160 216L158 215V216H156L155 217V220H154V222H155V224H156V226H157V229H160L161 228V226L163 225L162 223H163V221H161V218H160ZM176 216V215H175ZM174 216V217H175ZM88 217H89V219H92V218H90L91 216H89L88 215ZM172 217V216H171ZM177 217H180V216H177ZM184 217V218H185ZM189 217V216H188ZM229 217V216H228ZM181 218V217H180ZM184 218H181V219H184ZM251 218V219H250ZM88 218H87V220L86 219H84V220H86V221H88L89 220ZM177 219V221H178V219L179 218H176ZM188 219H190L191 220V217L190 218H188ZM255 219V220H256ZM80 220H82V219H80ZM108 220V219H107ZM110 220V219H109ZM148 220V219H147ZM146 220V221H147ZM195 220V221H196ZM113 221V220H112ZM150 221V220H149ZM176 221V220H175ZM176 221V222H177ZM189 221V220H188ZM188 221H187V223H188ZM196 221V222H197ZM80 221H78V223H79ZM84 222V221H83ZM89 222V221H88ZM91 222H93V219H92V221H90L89 223L91 224ZM154 222H152V224L149 222L148 224H151V225H153V223ZM180 222V221H179ZM186 222V221H185ZM225 222V223H224ZM252 222H251V225H252ZM80 223H82V222H80ZM102 223V222H101ZM106 223H108V222H106ZM106 223H104V224H106ZM114 224H117V223H115V222H113ZM112 223V224H113ZM183 223V222H182ZM187 223H186V225H187ZM194 223V222H193ZM254 223V222H253ZM256 223V222H255ZM256 223V224H257ZM93 225H95L94 223H92ZM98 224V223H97ZM96 224V225H97ZM103 224V223H102ZM101 224V225H102ZM129 224H131V222L129 223ZM154 224V225H155ZM179 224V223H178ZM190 224H192V222L190 223ZM78 225V224H77ZM92 225V226H93ZM99 225V224H98ZM120 225V224H119ZM132 225H135V224H132ZM185 225V224H184ZM189 225V224H188ZM263 225V224H262ZM81 226H82V224H81ZM80 226V227H81ZM88 226V225H87ZM91 226V227H92ZM112 226V225H111ZM118 226V225H117ZM128 226V225H127ZM130 226V225H129ZM136 226V225H135ZM195 226V225H194ZM84 227H86L85 226V224H84ZM90 227V226H89ZM93 227H95V226H93ZM93 227L91 228V230L93 229ZM98 226H96V228H97ZM100 227V226H99ZM104 227H107V226H104ZM115 226H113V228H114ZM121 227H122V225H121ZM120 227V228H121ZM124 227V226H123ZM134 227V226H133ZM153 227V226H152ZM181 227V226H180ZM189 227V226H188ZM252 227V226H251ZM254 227V226H253ZM258 227H263L264 228V226H258ZM257 227V229H259ZM76 228V227H75ZM81 228H83V227H81ZM78 229V228H76V229H78V231H80V230H82V229ZM88 228V227H87ZM109 228L111 229V227H110V225H109ZM108 228V229H109ZM151 228V227H150ZM154 228V227H153ZM163 228V227H162ZM182 228H183V226H182ZM184 228H185V226H184ZM90 229V228H89ZM89 229H87V231L89 230ZM99 229V228H98ZM107 229V230H108ZM114 229H116V228H114ZM123 229V228H122ZM128 229V228H127ZM126 229V230H127ZM178 229V228H177ZM186 229V228H185ZM188 229V228H187ZM191 229H192V227H191ZM194 229V228H193ZM97 230V229H96ZM112 230V229H111ZM121 230V229H120ZM125 230V229H124ZM125 230V231H126ZM179 230H183V229H179ZM189 230V229H188ZM254 230H256L255 228H254ZM77 231V230H76ZM83 231H85V230H83ZM98 231V230H97ZM100 231V230H99ZM98 231V232H99ZM113 231V230H112ZM111 231V232H112ZM119 231V230H118ZM123 231V230H122ZM154 231V230H153ZM158 231V230H157ZM184 231V230H183ZM185 231H187V230H185ZM184 231V232H185ZM249 231H252V232H249ZM260 231H261V229H260ZM93 232H95V230L93 231ZM113 232H116V231H113ZM112 232V233H113ZM127 232V231H126ZM162 232V231H161ZM249 232V233H248ZM258 232V231H257ZM256 232V233H257ZM81 233V232H80ZM96 233V232H95ZM105 233V232H104ZM110 233V232H109ZM123 233H125L124 231H123ZM158 233L159 234H162V233H160L159 231H158ZM189 233V232H188ZM188 233H186V234H188ZM191 233H193V230L191 231ZM190 233V234H191ZM255 233V232H254ZM253 233V234H254ZM262 233L264 234V229L262 230ZM114 234V233H113ZM117 234H119L120 235V233H117ZM154 234H155V232H154ZM153 234V235H154ZM179 234V233H178ZM217 234V235H216ZM258 234V233H257ZM82 235V234H81ZM105 235V234H104ZM109 235V234H108ZM110 235H112L111 233H110ZM121 235H122V233H121ZM156 235H157V232H156ZM182 235H184V234H182ZM194 235V234H193ZM196 235V234H195ZM85 236V235H84ZM95 236H97V234H95ZM105 236H107V235H105ZM104 236V237H105ZM114 236H116V235H114ZM160 236V238L162 237L161 235H159ZM180 236H181V234H180ZM192 235H190V237H191ZM248 236V237H249ZM256 236V235H255ZM258 236V235H257ZM263 237H264V235H262ZM258 237V238H263V237ZM101 237V236H100ZM109 237V239H111L112 237L111 236H108ZM111 237V238H110ZM122 237V236H121ZM157 237V236H156ZM182 237V236H181ZM188 237V236H187ZM198 237V236H197ZM200 237V236H199ZM205 237V236H204ZM97 238H98V236H97ZM103 238V237H102ZM115 238V237H114ZM117 238H118V236H117ZM117 238H115V239H117ZM124 238V237H123ZM196 238V237H195ZM194 238V239H195ZM203 238V237H202ZM155 239V238H154ZM162 239V238H161ZM160 239V241H159V239H157L160 243L162 242V240ZM183 239V238H182ZM187 239V238H186ZM185 239V240H186ZM191 239V238H190ZM199 239H201V238H199ZM198 239V240H199ZM213 239H215V238H213ZM219 239V238H218ZM217 238H216V241L218 240ZM102 240V239H101ZM106 240H108L107 238H106ZM112 240V239H111ZM110 240V241H111ZM114 240V239H113ZM121 240H122V238H121ZM180 240V239H179ZM188 240V239H187ZM197 240V241H198ZM250 240H252V238L250 239ZM256 240H257V238H256ZM259 240V239H258ZM102 241H105V239L104 240H102ZM117 241V240H116ZM119 241V240H118ZM117 241V242H118ZM130 241V240H129ZM195 241V240H194ZM196 241V242H197ZM201 241V240H200ZM205 241V240H204ZM261 241H264V240H261ZM108 242V241H107ZM113 242H115V241H113ZM116 242V243H117ZM123 242H125V240L123 241ZM128 242V241H127ZM180 242V241H179ZM182 242V241H181ZM180 242V243H181ZM183 242H184V240H183ZM188 242V241H187ZM206 242V241H205ZM217 242V243H218ZM248 242H249V240H248ZM247 242V243H248ZM254 242H255V240L253 241V243L251 242V243H249V245L251 244H254ZM259 242V241H258ZM99 243H100V241H99ZM102 243H104V242H102ZM101 243V244H102ZM119 243H120V241H119ZM118 243V244H119ZM133 244H134V241L132 242ZM138 243V242H137ZM155 243H156V241H155ZM158 243V242H157ZM156 243V244H157ZM160 243H158V244H160ZM192 243H194L193 241H192ZM199 243H201V242H199ZM198 243V245H200L201 246V244H199ZM257 243V242H256ZM255 243V244H256ZM260 243V242H259ZM105 244H106V242H105ZM111 243H109V245H110ZM115 244V243H114ZM113 244V245H114ZM125 244V243H124ZM181 244H183V243H181ZM186 244V243H185ZM204 244V243H203ZM112 245V246H113ZM136 245V244H135ZM187 245V244H186ZM185 245V246H186ZM189 245V244H188ZM197 245V244H196ZM196 245H194V247L196 246ZM206 245V244H205ZM213 245V244H212ZM215 245V244H214ZM247 245V244H246ZM250 245V246H251ZM260 245V248H261V244H259ZM258 245V246H259ZM262 245H263V247H264V242H262ZM112 246H109V247H112ZM181 246V245H180ZM179 246V247H180ZM184 246V245H183ZM185 246H184V248H185ZM190 246V245H189ZM193 246V245H192ZM200 246H198V247H200ZM241 246H243V248H241ZM104 247H105V245H104ZM108 247V246H107ZM107 247H106V250H107ZM114 247H117L116 245H114ZM177 247V246H176ZM198 247H196V248H198ZM205 247H207V246H205ZM205 247H204V249H205ZM113 248V247H112ZM122 248L123 247H121V250H122ZM183 248V249H184ZM203 247L201 246V249H202ZM209 248V247H208ZM207 248V249H208ZM212 249L214 248V247H211ZM211 248H209V250L211 249ZM175 249V248H174ZM177 249H178V247H177ZM186 249V248H185ZM192 249V248H191ZM199 249V248H198ZM197 249V250H198ZM201 249H199V252H200V250ZM249 249V248H248ZM261 249H263V248H261ZM208 250V251H209ZM109 251V250H108ZM177 251V250H176ZM206 251V253H207V250H205ZM111 252V251H110ZM113 252V251H112ZM185 252V251H184ZM192 252H194V251H192ZM242 252V251H241ZM244 252H242V254L244 253ZM248 252V251H247ZM175 253V252H174ZM173 253V254H174ZM188 253V252H187ZM190 253V252H189ZM196 253H197V251H196ZM201 253H203V251L201 252ZM208 253H210V252H208ZM262 253V252H261ZM113 254V253H112ZM177 254V253H176ZM176 254H174L175 256H176ZM182 254V253H181ZM185 254V253H184ZM194 254V253H193ZM192 254V255H193ZM204 254V253H203ZM246 254V253H245ZM108 255V254H107ZM111 255V254H110ZM179 255H180V253H179ZM183 255V254H182ZM186 255V254H185ZM202 255V254H201ZM236 255H238V257L236 256ZM247 255V254H246ZM249 255V254H248ZM247 255V256H248ZM178 256V255H177ZM194 256V255H193ZM193 256H191V257H193ZM199 256H200V253H199ZM206 256V254L204 255V257ZM216 256H217V254H216ZM227 256H229V257H231V258H227ZM243 256V255H242ZM258 256H262V255H258ZM183 257V256H182ZM201 257V256H200ZM214 257V256H213ZM174 258H176V257H174ZM184 258V257H183ZM190 258V257H189ZM196 258V257H195ZM203 258V257H202ZM207 259H208V257H206ZM218 257H216V259H217ZM220 258V259H221ZM255 258V257H254ZM192 259V258H191ZM190 259V260H191ZM201 259V258H200ZM204 259V258H203ZM206 259V260H207ZM220 259H218V261L220 260ZM246 259V258H245ZM261 259V258H260ZM194 260H197V259H194ZM202 260V259H201ZM205 260V261H206ZM262 260V259H261ZM177 260H175V262H176ZM204 261V260H203ZM203 261H202V263H203ZM208 261V260H207ZM260 261V260H259ZM104 262V261H103ZM172 262V261H171ZM174 262V263H175ZM213 262H217V260L215 261H213ZM242 262H243V260H242ZM261 263H263L264 261H260ZM166 263V262H165ZM177 263V262H176ZM208 263V262H207ZM104 264V263H103ZM108 264V263H107ZM196 264H197V262H196ZM198 264H199V262H198ZM201 264V263H200ZM210 264V263H209ZM212 264V263H211ZM242 264V263H241ZM264 264V263H263Z\"/></svg>",
	"mask_w": 264,
	"mask_h": 264
}]
</instances>
